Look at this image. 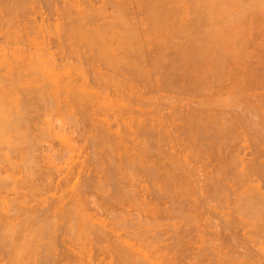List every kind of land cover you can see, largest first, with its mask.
I'll list each match as a JSON object with an SVG mask.
<instances>
[{"label": "rangeland", "instance_id": "rangeland-1", "mask_svg": "<svg viewBox=\"0 0 264 264\" xmlns=\"http://www.w3.org/2000/svg\"><path fill=\"white\" fill-rule=\"evenodd\" d=\"M39 1L38 0H26L27 4L25 6H22L23 9L25 10V12H23V11L22 12H18V11L22 10L21 9L22 7L19 6V7H21L20 8L21 10L18 9V10H16L15 13H13V11H12V13H9L10 11H7L8 8H7V10L5 9V6H4L5 5V3H4L5 1L1 2V3H4L2 5L0 3V5L2 7L1 11L3 10V8H4V10H6L2 14L0 13L2 16L5 14L4 18H2V16H0L1 17V20H0V22H1L0 23L1 24L0 25V28H1L0 32L2 31L0 33V47H3L4 49L6 48L5 50L6 51L8 50V52L10 50H13L12 48H17L18 51H19V48H20V54L19 55L20 56H25V57H27L28 54L31 53V52L33 53V55L41 54L43 56V58L48 60V62L50 64L57 65L58 68H60L59 70H62L63 66L66 65V64L67 65H71V66H80V67H82L86 71V72L84 71L86 73V76H88V78L90 80L95 81V83L97 82V80H96L97 78L96 79H92V78H95V76L98 77V79L101 78V79H99V81L101 80V84L97 83L98 84L97 85V88H98L97 90L101 92V95L103 97V98L101 97L102 99L107 97L106 100L104 99L106 103H104V102L102 103L101 102V104H104V105H106L109 102H111L112 100H114V98L116 100V98L118 96V93H117L118 91L120 92L119 95H122V92L125 90L123 92L124 93L123 96L120 97V99L122 98V100H119V98H117V100L122 101V102L124 101V103H126V105L128 103V100H129V103H131V101L134 103V100H136V98H134V97L135 96L138 97L139 94H141L142 97L144 98V96H143V94H144L145 95L144 99H146V97H147V99H146L147 101L149 99V105H148V107L146 105L145 108L149 109L147 111L150 112L148 116H144L146 118V121L148 120V121L152 122L151 119L152 120L154 119L152 123H153V125L156 128L152 127V130L155 129L156 130V131L154 130L155 133L156 132H160V131L163 130L162 133L165 132V133H168L170 135H167L166 136L167 138H166V137H164L165 134L163 133L164 136L163 135L162 136H163V138H165V139H163L165 141L163 142V140H162L163 143H160L161 141L159 142L160 143V145H159L160 147L159 146H155L156 148L153 147L155 150L154 149L152 150L151 148H149V149H151L150 154H149V152H145L146 154L148 153L146 155L148 158L146 156L145 157L149 160V161H147L146 158L144 157L145 164L148 163L146 165H149V167L147 169L150 170V167H151V169L153 168L154 170H151L150 173L153 172V171H154V174L156 173L155 175L154 174H148V173L145 174V172L148 171L147 169H145L147 171H145L143 169V168H146V165L144 163H138L139 162L138 158H137L138 155L135 152L136 149L139 148V146L138 147L136 146L135 151H133V149H134L133 144H132V146L129 145L130 147H127L128 150H129V148L132 147L131 148L132 151L130 150L129 152L133 153V155H134V153H136V157H135V155L133 156V159L135 161L134 164L137 163L136 165H134V167H135L134 168L131 165V163L129 162V160H130L129 158L131 157V155L129 157H128V155L130 153L128 154V152H126L128 155H123V154H125L123 152V150L121 151L120 150L121 148H118L122 152V153H119L120 158H117L118 156L116 157V154L115 155L113 154V159H112V156L110 155L111 153H110L109 150H107V148H106V151L110 153V154L109 153L108 154L111 156V158H110V156L108 157L107 153H105L106 152L105 148H103L105 143L104 144L102 143V146H101L100 143H97V142H101V141H98V139L95 138V136L99 137L98 128L99 127L102 128V126H104L103 122H102V126H101V124L98 122V119H99V121L100 120L103 121L102 118H100V117H102L101 115L103 113H106V109H102L101 110L99 108V110H101V111H99L95 106H93L95 109L98 110V112H94V113H96V114H94V116L91 115L92 116L91 118H93L92 119L93 121L91 122L92 124L88 123V121L87 122L83 121V118H85V117H82L81 118L82 120L80 121V117L78 119V114H80V113L76 110L75 105H74V107L69 106V105L67 106L66 100L64 98V96H65L64 94H63L64 96H61L62 97L61 98L60 95H62V93H60L58 99L56 98L57 100H54L55 96L54 97L50 96L51 93L48 95V92H50L49 91L50 89L48 88L49 87L48 85H47L48 86L47 87L46 85L44 86V84H42L43 83V82H41L42 81V79H41L42 76H39V77L41 79L40 82H41V84L44 87L40 86L41 84L39 83L40 84L39 85L38 81H36L37 83L35 82L36 83L35 84L36 88H35V85H32V83L34 84L32 79H31L32 80L31 81V80H28V78H27L28 81L32 82V83L30 82V86H28L29 82H27V81H25L23 79H22L23 81L19 80L18 83L21 82L22 85H21V83L19 85H16L17 82H15L16 84L13 85V87H11L12 88V92L11 93L14 94L13 91L15 93H19L18 95L20 97L16 94L17 97L13 96V97H15V99H14L15 101L14 102H13L12 99H10V101L12 100L11 102L8 101V100L4 101L5 107H3V109H5L6 107H9L10 104L7 105L8 102L11 103V105H10V108H9L10 110L7 109L8 116H7L6 119H8V118L9 119L8 120L5 119L6 121L4 120L3 124L8 122V121H12L14 119L16 120V118H18L16 116V113H17L18 116L21 117V119L22 118L25 119L21 125H23V124L26 125V126L25 125L24 126H25V129H26L27 133L25 132V129L23 131L24 126L21 127V125H20V127H16V128H18L17 131L19 133L14 129L12 131L9 130V132H8V130H6L7 132L4 130L5 133L3 132L4 133L3 134L1 132V129H0V134L2 133L4 142L8 145V146H6L5 143H3V140L2 141L0 140V143L2 142L0 144V178H1L0 179L1 180V182H0V208L2 207L0 210L2 211V210L5 209L6 203L9 204L11 201L13 203V201L16 199L18 202L16 200L15 201L18 204H16V203L15 204L19 205L18 208L19 207L21 208V210H18V212L20 211L19 214L21 215V213L25 212V209H26V212H27V210H28L27 206L29 207V210H30V207H31V208H34L36 210L39 208L38 210L40 211V209L46 208L48 206H51L50 209H52L53 206H55V204L57 203L56 201H58V199L61 198V195H62V197L65 196V198H67L68 195L69 196L71 195V197H72L73 192H75V191L72 192L71 191L72 189L75 190L77 188L79 192L81 191L84 194L83 195V194L80 193L82 195V199L86 200V202H85L84 200L81 199L82 202L83 201L85 202V203L83 202L84 204L81 203V207H82V204H83L82 208L84 209L85 214L87 213L86 211H88L87 214H90V216L94 215L93 218L96 219V220L93 221V222H95V223H93V228H95L94 225H96V229H97V227H98L97 225H100L99 226L100 227L99 231H97V233H96V231H93L91 229H88V231H93L92 234H91V232L88 233L87 231L85 233V230L81 229L82 228L81 227L80 229L83 230V232L81 231L82 232V234H81L80 230L77 228L80 225L79 222H82V219L78 218V217H81L79 215H74V213H73L72 217L66 215V216H63V219H61L62 216H60V215L58 216L57 215L58 217L57 216H55L56 218L53 217L55 219L54 220L53 218H51L52 217V215H51L52 212L51 213L49 212V214L51 215V217H50L51 220L53 219V221H54V223H52L53 221H50L51 223L48 224L51 227L47 226V228H49L50 230L49 229H47L48 231L45 230L46 229V227H45L44 229H40V230H42L41 233H40V231L37 232V231L34 230V232L31 233V236L28 235L29 236L28 238L29 239L32 238V240H33L34 239L33 237H35L39 233L38 235H39V237L40 236L41 237H40V239L39 238L37 239L39 241V243H38V241H36V244L39 245L38 247L41 250H43L45 248V250L48 251V249H49L48 252L50 254V257H49L48 261H50L52 259V261L50 262L52 264H58V263L59 264H123V263L124 264H146V263L147 264H152V262H154L156 260L159 263L154 262L153 264H155V263H157V264H218V263L219 264H264V254H263L264 253V249H263L264 245H262V244H264V234H263L264 232H262V231L259 232L260 227L259 228L258 227L257 228L256 227L251 228V224L252 225L254 224V226H258V224H260L261 222L262 223L264 222V211H263L264 201H262V200H264V197H263L264 195L261 196L260 198L259 197L258 198L255 197L256 199L253 200V201L257 200L258 202L256 201L257 203H255L256 206L254 207L253 212L251 213L252 215L250 214L251 216H253L252 218L250 216V220H248L249 211L247 213H244L245 211L244 212H240L239 211L241 214L240 215L237 214V213L236 214H237V216H239L241 218V220H235V219H240L235 214L234 216L237 217V218H235V219L231 218L234 221H233L232 224L228 223L230 225V227H229V225L227 226V221H225L224 219H222L223 221H221V218H224L226 215L224 217H220V216L224 215L223 213L226 210H227V212L230 211V213H231V208H233L232 212H234L235 210H236L235 212H238L237 210H240V208L239 209L238 208L234 209V206L236 207V205H237V204L236 205H234V204L239 198V197H237V199H236V194H234V192H233L235 190V188L237 187L236 185L239 186L240 183L243 182V184H244L246 182L248 186L257 185L260 190H264V179L260 176L258 171H257V174H259L260 177L257 174L255 175L253 172H250V171H253V170H258L259 168H261L259 165H262L264 163V161H263L264 160V136H262V135H264V133H263L264 132L263 131L264 130V128H263L264 127V123H263L264 122L263 121L264 120V108L263 107L264 106H261V103L264 102L263 101L264 100V96H263L264 95V87H263L264 86V8L262 10V6H260L261 7L260 11L259 10H254V8L256 9V7L258 5H255L253 3L254 4L253 5L254 8H253L252 7V3H251L252 0H233L235 3L240 5L239 6L240 8L243 9L241 11L244 12V13H242L244 15H242V16L240 15L241 16L240 17L239 16V14H240L239 13V7H234L233 3L231 2L232 0L231 1L229 0L232 4H230V2L227 4L228 13H227V9H226L225 10L226 12L224 11L225 12L224 14H226V13L229 14V18L230 19L226 18L227 15H225L226 17H224V18H226L228 20V25H230V26L235 25L233 27L234 28L233 32L235 31V28H236L235 32L237 33L238 36H230V37H233V42H234V40H236L234 44L236 46L239 45L240 47L239 46L236 47V49L238 51L237 53L235 52L236 55L233 52L234 50L233 51L230 50L231 48L229 49L231 51V53H229V51H228V53L231 54V55H228L226 53V55L229 56L230 60L227 59L228 60L227 61L228 65H227V68H226L227 72L225 70V72H224L225 74L222 76V78L220 80L216 81V82L215 81L212 82L211 80L209 82V80H208V82H209L208 84L209 85L208 84L205 85L206 87L205 86L204 87L200 86V88H201L200 90H199V88H197L199 90V91L196 90L198 92V94H197V92H195L196 88H193L194 86H192L191 89L189 87H186V88H188L186 90L185 87H183V88L181 87L182 83L179 80H178V82H180V83H178L176 79H175L176 83L173 82L174 79H172V82L169 85H165L164 86L163 85L164 84L163 81H160L161 77H162V76H159L161 74L160 73L161 72L160 68L159 67L156 68V71L157 70L160 71V72H158L160 74H158V73H156L155 71L152 70L155 66L151 67L152 66L151 65V58L155 55L154 51L157 52L159 50V52L161 51V54H162V51H163V53H165L164 50L166 49V50H169L168 51L169 54L170 53L173 54L172 52H174L173 56L170 54L168 57H170V56L174 57L176 51H174V50L171 51V50L174 49V45L175 44H172L173 46H171L170 43L173 41V39H175L174 41H176V42H179V40L181 39V38L178 39L176 35H179V34L182 35L183 32L185 31V32H187L185 35L188 34L187 38L189 39V38L193 37V35L195 36L196 33L199 35V32H200V34H201L202 28H203L202 25L205 24V23L201 22L202 20L199 21L201 19V16L199 14H197V15L192 14L193 11L191 13V10H192L191 6L193 7V3H194L193 0H175L177 2L176 3L177 10L179 12L181 11V13L183 11L187 12V15H188V17L186 16L187 19L184 16L185 14L183 16L185 17L184 19L188 20L187 21L188 23L191 20H194V22L198 20L196 23L193 22L195 24L193 29H192L191 25H194V24H189V26H188V24H186V27L188 26L187 30L186 29L184 30V28H186V27L184 26V28H183V25H184L183 24L182 28H183L184 31H182V32H180L182 28L180 29V26L179 27H178V25L176 26V24L179 21L176 23L171 18V21H173L172 23H174V22L176 23L174 25L175 26L174 27L173 25H171L172 23L169 20L170 18L167 16L168 14L167 15L165 13L161 14V11H163V12L166 11V9L168 7L167 5L163 6V9H162V7L160 8L161 11L158 12V14H160V15H158V14L156 15L157 19H156V17H155V20H154V18H152V20H154L153 23H155V24L152 25V21L150 22L151 19L149 20L147 18L149 21L147 19L146 20L144 19V18H146V15H147V13H146L147 7L145 5L143 6V7H146L145 8L146 10H144V8H142L145 11L146 15L142 14L144 11H142V9H141V4H144V3H142L140 0H139L140 1L139 2L140 5H138V3L136 4L137 0H125V1L130 2L129 5L127 4L128 6H126L124 4L125 7L121 5L122 3L121 4L119 3V2H122L123 0H114V2H113V0H90V1L89 0H85V1L84 0H74V2H73L74 5L71 4L73 6V10H72V7H69L70 5H68L69 4L68 0H53V2H51V4L48 5V6H47V3L45 1L44 2L42 0H39ZM167 1L165 0L164 3L166 4ZM222 1H224V0H222ZM8 2L9 1H7L6 3H8ZM117 2H118V4H115ZM258 2H259V0H258ZM124 3H126V2H124ZM255 3H256V1H255ZM119 4L122 6V8L124 7L123 8L124 13L127 12V13H125L126 17L128 19L127 21H125L126 18L124 20L123 18L120 17V16H124L125 15L123 12H122V15L118 13L120 16L118 14H115L116 13L115 11L118 10L117 8H118ZM256 4H259V3H256ZM67 5H68V8L70 9V11L71 10L72 11L69 12L68 15H65V13L63 11H66ZM75 6H76V8H75ZM126 7H128V8L126 9ZM129 7H131V8H129ZM164 7H165V11H164ZM77 8H79V9H77ZM80 8H82L81 11H80ZM237 8H238V10H237ZM69 9H68V11H69ZM75 9H77L78 12ZM125 9H126V11H125ZM139 9L142 12H140ZM257 9H259V7ZM79 12L82 13V14L80 15ZM17 13H19V14H17ZM10 14H12V15L15 14L16 17L11 15L13 17L12 18L10 16ZM112 14H113V16L114 15H116V16L118 15L117 16L118 18L120 17L121 19H123L125 21V22L122 21V22H124L123 23L124 26L122 25L123 27L121 26L120 23H119V26H117L116 23L121 21L120 18H119L118 20H120V21L115 22V24H116L115 26L119 28V29L118 28L117 29H118V31H121V33H122V28H126L125 29V30H127L126 32L129 35H131V37L129 38V40L130 39L131 40L130 41L128 40L127 43L132 42L135 45H137V42H138V44L141 43L139 45H140V48L141 47L143 48V50H142V51H144L143 52L144 53L143 57L145 56V58L140 56L142 53L140 54V52L138 50L136 51V49H134V47H133V46H135L134 44L131 47L133 51H129V52L132 53V55H134L136 52L139 53L140 55L138 56V54L136 53L137 55L136 54L134 55L135 59H134V57L131 54H129V55L132 56L133 59L130 56H128V53L125 52L126 51L125 48L123 49V44L120 43V42H122V40L118 42V38L116 37V35H114L115 37L113 36L114 38H112V39H111L112 36L109 38L108 32H109V34L111 32L108 31V30H107V33H106L108 35V39H106L107 40L106 41L107 44L109 45V43H110L112 45V48H113L112 50L115 49L116 53H118V49L119 50H122V49L124 50V51L122 50V52L126 53L127 58L125 57V53L122 54L121 51H120V53L122 55L119 53L120 55L118 56V57L121 56V58L122 57L125 58L124 63H128L130 58L134 62L135 61L142 62L145 59L144 63H146V65H144L143 62L142 63L144 65L143 68L146 67L145 70L147 71V73L145 74V70L144 69L143 70H144V74L145 75L148 74L149 77H145V75H143V77H145L147 80L144 79L143 77H141V79L143 78L142 80L139 77H137V80H136L135 79L136 77L133 74H131V73L128 74L129 72L127 73V70H125V71L122 70V74L123 75H124V73H125V75L128 74L126 76H123L121 74V70L118 69V70H116V72L114 70H112V69L110 70L108 67H106L104 64H102V62L100 63V61L97 62V63L98 64L100 63L102 66L100 64L96 65V66H95V64L92 65V61H93V59H95V56H96V60H97V55H95V52H94V51H97V50H93V49H95L93 46H91L93 48L90 49L88 44H87L88 45V47H87L86 44H82V42H78L79 40L77 39V37L70 36L69 33H67V31H66V29L68 28L69 25L76 23L75 21H77V19L81 18V17H82L81 18L82 20H83V18H84V20H86V21L83 20L85 22V24H86L85 26H87V24L88 25L90 24L88 26L89 28L85 27L87 29V31H89L88 29H91L92 26H95V25L98 26V24H100L98 26V27H100L101 24H103V23L105 24V26H104V24L102 26L106 28L107 21L109 23V22H111L110 20L113 21V19H114V17H113V19H111ZM89 15H91V16H89ZM116 16H115V19H117ZM140 16H142V17L144 16V18H142ZM197 16H199V17H197ZM76 17H78V18H76ZM91 17H93V18L91 19ZM167 18H168V20H167ZM23 19H25V20H23ZM81 19H79V20H81ZM93 19H95V20H93ZM19 20H20V22H19ZM70 20L72 22L73 21L74 22L72 23ZM227 20H226V22H227ZM231 20L234 21L235 23H236V21L239 22L240 25H237V23L233 24L234 22L232 23ZM68 21H70L71 24ZM146 21H148V23L151 24V26L153 27V29L150 28L151 31H153V30L155 31L157 29H160L161 31L157 30V31H155L153 33V32H151L149 30L150 33H148V29H149L150 26H149V24L147 25ZM164 21H167V22H164ZM29 22L31 24L28 25ZM93 22H94V24H93ZM190 23H192V22H190ZM216 23H218V22H216ZM229 23H232L233 25L229 24ZM34 24L39 25V26L41 25V27H43V32L41 33L42 36H39V38H38L39 40L38 39L36 40V42L38 44L39 43H41V44L44 43L43 46L41 44H40L41 45L40 46V45H37L34 42H30V41H33V40H31L33 38V36H31L28 41H27V38L24 37L25 36V32L27 33V31H28V33H29V31H31V30L33 31L32 26L34 27ZM156 24H157L158 28L155 27ZM219 24H220V22L218 23V26H219ZM30 25H31V27H30ZM125 25H127V26H125ZM129 25L131 26V28L128 27ZM221 25L223 26V23ZM24 26L27 27V28H25ZM171 26H172V28L174 27L173 28L174 34H172L173 31H171V28H169ZM218 26H216V28ZM83 27H84V24H83ZM116 27H115V29H116ZM8 28H9V30H8ZM29 28L30 29L32 28V29L30 30ZM36 28H37V26H36ZM92 28H94V27H92ZM163 28H164V30H163ZM177 28H179L180 31H177ZM224 28H219V29L222 30ZM2 29L3 30L5 29V30L3 31ZM117 29H116V32H115L116 34L119 33L117 31ZM144 29H145V31H144ZM167 29H168V31H167ZM175 29H176L177 32H179L176 35H175V33H176ZM6 30H8L9 32H12V33L16 32L15 38H13L14 37V35H13V37H8L7 39H5L7 37L4 34V32ZM34 30H35V28H34ZM57 30H58V32H56ZM196 30H197V32H196ZM226 30H228V29H226ZM194 31H195V34H194ZM233 32H232V34H233ZM31 33H33V32H31ZM169 33H171V36L169 35ZM190 33H192V36L190 35ZM128 34H127V36H128ZM16 35L17 36L21 35V37H17ZM68 35L70 37H68ZM152 35H155V36H152ZM172 35H174V36H172ZM71 37H73V38H71ZM139 37H140V40H139ZM150 37H152V38H150ZM145 38H147V39H145ZM148 38H150V39L148 40ZM176 38L178 39V41H177ZM187 38H185V36L183 35V38L180 40V42L183 41L182 43L186 44V45L183 44L184 46L190 45V43H186V40H188ZM202 38H203V40L205 38V37H203V34H201L200 36L194 37L195 40L193 38H191V40L193 39L195 41V43H197L196 39L198 41V40H201ZM155 39H156L157 42H159V41L168 42V45L169 44L170 45L167 46V43L165 42L166 43L165 46L170 48L171 50L167 49L165 47H164L163 50H160L162 45L160 43L157 44L155 42ZM183 39H186V40L184 41ZM39 41H42V42H39ZM75 41H76V43H75ZM189 41H190V39H189ZM229 41H231V40H229ZM116 42H118V45H119V43H120V45L122 44L121 45V49H120V47L118 48V45H117ZM180 42H179V44H180ZM79 44H82L83 47H85V49H83V47L81 48L82 45H79ZM153 44H154V46H153ZM155 45H156V47H155ZM158 45H160V46H158ZM232 45H233V43H232ZM37 46H39V47H37ZM130 46H131V44H130ZM115 47H117V48H115ZM157 48H159V49H157ZM225 48L226 47H224V49ZM228 48H226L225 50H228ZM233 49H235V48L233 47ZM22 50H23L25 55L21 54ZM18 51H17V54L19 53ZM83 52H85V53L83 54ZM115 52H113L114 55H118V54H115ZM159 52H157L156 55H158ZM34 53H36V54H34ZM166 53H167V51H166ZM237 54H238V56H237ZM137 56L139 58H137ZM176 56L177 55H175V57ZM128 57H129V59H128ZM140 57L143 58V60L141 59L142 61L140 60ZM155 57H157V56H155ZM160 57H163V56H160ZM165 57H167V56L165 55ZM165 57L163 58L164 59L163 61L167 62V61H165V59H166ZM172 57H170V59H172ZM231 57H233V58L231 59ZM238 57H240V59H238ZM126 59H128V61ZM157 59L159 60V58H157ZM170 59L168 58V60H170ZM161 60H162V58H161ZM232 62H234V63H232ZM124 63H123V65H124ZM162 64H163V62H162ZM139 65H140V63H139ZM92 66H95L96 69L98 67H100V68H98V70H100V71L94 70L95 67L93 69ZM228 68H229V70H228ZM162 71H163V69H162ZM119 72H120L121 75L119 74ZM228 72H229V74H228ZM109 73H111V74H109ZM113 73L115 74L114 75L115 77L112 75ZM238 73H239V76H238ZM250 73H252V74H250ZM4 74H6V73H4L2 71V73H0V77H2ZM116 74L120 75V77L117 76ZM109 75H111V76H109ZM248 75L249 76L252 75L253 77L251 79H249L250 77L248 78ZM130 76H131L132 79L129 78ZM255 76H256L257 79L256 78L254 79ZM39 77L37 78V80L39 79ZM113 77H114V79H113ZM124 77H126V78H124ZM229 77H230L231 80L228 79ZM127 78H128V81L131 80L130 82L131 83L135 82L136 85H137V82H138V85L137 86L133 85L135 83L131 84L130 82L127 81ZM103 79H104L105 82L103 81ZM124 79L126 80L125 82H123ZM133 79H135V80L132 82ZM245 79H246V81H245ZM119 80L121 82H119ZM252 80H254V81H252ZM256 80H258V82ZM43 81H45V79ZM147 81H149V83ZM90 82L89 83L91 85L94 83V82L92 83V81H90ZM45 83L47 84V82H45ZM114 83H116V84L119 83V84L115 85ZM172 83H175V84H172ZM177 83L179 85L181 84V86L179 87V85ZM171 84H172V86H171ZM129 85L132 86V87H130ZM201 85H204V84H201ZM33 86H34L35 89L32 88ZM95 86L96 85L94 84V87ZM120 86L121 87L123 86V87L121 88ZM255 86H257V87H255ZM38 87H40V88L43 87L42 91L41 90L38 91L39 90ZM11 88L8 89V90H11ZM138 88H141V89L138 90ZM207 88H208V90H207ZM36 89H38V90H36ZM95 89H96V87H95ZM35 90L38 91L39 93H41V94H39L40 97L37 95L38 93L36 94L34 92ZM116 90H117V92H116ZM192 90H194V92ZM43 91H44V93L46 95L44 93H42ZM137 92L139 94H137ZM26 93H27V96H26ZM128 94H129V96H128ZM217 95H219V96H217ZM229 95L231 97L230 99L232 100V102H235L236 105L234 103L233 104L232 103H230V104L227 103L228 101L230 102V99L228 98ZM46 96L48 98H45ZM237 97H239L238 100H237ZM49 98H52V99H49ZM123 98L126 99L127 101L123 100ZM261 98H262V101H261ZM235 99L237 101H234ZM226 100H228V101H226ZM53 101H55V102H53ZM216 101H218V103L220 101L221 102L226 101L227 105L224 102L223 105H222V107H223L222 108V107H220V105H221L220 103L216 105ZM47 102H52L51 103L52 105H50V103H47ZM33 103L36 104V105H34V107H32ZM116 103H119V102H116ZM129 103H128V105H129ZM133 103H131V104L133 105ZM150 103H151V105H150ZM204 103L207 104V105L209 103H211V105L210 104L208 105V106H211V107H209V109L212 108L211 110L213 112V113L210 112V115H211L210 119L211 120L213 119L212 117H214V116L217 117V118L221 117L220 119H223V120H225L224 118H228L229 117L228 119H226V121L227 120L228 121L229 120L233 121L235 125H233V123L231 124L230 121H229V123L228 122L226 123V121H225L226 124H229V125H232V126L229 127V125H226V128H228V129H225V132L227 130L228 131H227V133L224 132L222 134V136H221L222 138L223 137L224 138L221 139V140H218V141L217 140H213V142H211V143L214 146L211 145V143L209 142L212 147H209L210 145L207 146L208 142H206L207 143L206 146L205 145H204V147L200 146L199 147V151H198L193 145L194 137L192 136V138H191L189 136L188 132H186V131H185L186 133L183 132L184 130H182V125H183V122H184V120H183L184 115H186V114L190 113L191 115L193 114V116L197 115L196 118L200 119L202 117V116L200 117V115H202V113H203L202 111H204L202 109L204 107L203 106ZM4 104H3V106H4ZM101 104H99V105H101ZM120 104H123V103L120 102ZM120 104L115 105V106H122ZM228 104H229V107H228ZM258 104L261 106L260 108H259ZM126 105H125V107H126ZM207 105H205V107ZM26 106H29V107H26ZM123 106H124V104H123ZM256 106H257V108H256ZM36 107H37V109H35ZM39 107H41L42 109L39 108ZM100 107L104 108L102 105ZM243 107H245V108H243ZM43 108L45 110H43ZM72 108L76 112L74 111V113H72L71 112ZM145 108H144V110H146ZM11 109H13V110H11ZM27 109H29V111ZM196 109L199 111V113H198V111ZM213 109H215L216 111L213 110ZM217 110H219V112H217ZM223 110H224V112H223ZM15 111H17V112H15ZM259 111H260L261 114H259ZM100 112H102V113H100ZM112 112L113 111H111V113ZM254 113H256L257 115L254 114ZM72 114H74V115H72ZM98 114H100V115H98ZM108 114H110V113H108ZM217 114L218 115L224 114L223 115L224 118L222 116H218ZM230 114H231V116H230ZM97 115H98L99 118L97 117ZM154 115H156V116H154ZM225 115H226V117H225ZM30 116H31V119H30ZM70 116L71 117L73 116L72 119H71ZM241 116L242 117L245 116V117L242 118ZM249 116H250L251 119L249 118ZM76 117H77L78 120H76ZM147 117L148 118L150 117V118L148 119ZM88 118H90V117H88ZM217 118H215L214 120H216ZM252 118H253V121H252ZM220 119H217V120H220ZM243 119H245V120H243ZM85 120H86V118H85ZM87 120H89V119H87ZM234 120H236V121H234ZM247 120L251 124H248ZM41 121H43V123ZM44 121H45V123H44ZM47 121L50 122L51 128L53 127L52 129H54L55 132H57L58 134H55V135L52 134V136H48V134L46 135L47 132L45 130H42V131H45L46 133L45 132L41 133V128H43L42 125H44V128H46L49 125V123H48V125L46 124ZM115 121L116 120H114L113 123H111V128H112V131H114V132L117 129V126L120 123V121H118L119 123L116 121L118 124H115L114 123ZM181 121H182V123H181ZM241 121H242V123H241ZM29 122H31V123H29ZM93 122H94V124L95 123H97L98 125L100 124V126H98V127L94 126ZM150 122H149V124H150ZM29 124H32V125H29ZM89 124H91L92 126H90ZM248 125H251V127H249ZM120 126H121V128H125V127H123L122 122L120 123ZM234 126H235V128H234ZM32 127H33L34 130L32 129ZM159 127L163 128V129H161ZM20 128H22V129H20ZM28 128H29V130H27ZM96 128H97V130H96ZM229 128L232 131H234V130L235 131L231 132V134H230L231 130H229ZM251 129L252 130L254 129V130L252 131ZM46 130H47V128H46ZM2 131H3V129H2ZM95 131H97L98 133L94 135V133H96ZM211 131H210V133H212ZM8 133H10V134H8ZM32 133H33V135H32ZM44 133H45V135H44ZM200 133H201V131H200ZM29 134H31L30 137H27V136H29ZM158 134H160V136H161V132L157 133V136H158ZM202 134H204V133H202ZM224 134H225V136H223ZM25 135H27V136L25 137ZM2 136H1V138H2ZM14 136L17 137V138H15ZM19 136H20L22 142H20ZM93 136H94V138H93ZM155 136H156V134H155ZM162 136H161V138H162ZM194 136H195V139H196L197 136L199 137V135H197V136L194 135ZM255 136H256V138H255ZM60 137H61V140H60ZM131 137H133V136H131ZM229 137H230V139H229ZM262 137H263V140L261 139ZM32 138H33V140H32ZM135 138H136V136L133 137V139H135ZM6 139L8 141L10 140L9 143L6 142L7 141ZM90 139H92V140H90ZM225 139H227L228 141L225 140ZM256 139L259 141L258 144L256 143V141H257ZM11 141H12L11 144L13 146L15 144L14 147H10V142ZM91 141H93L94 143L91 142ZM219 141H221V142H219ZM223 141H224V144H223ZM31 142L34 143L33 146H31L33 144V143L31 144ZM69 142L73 143L74 147H75V149L72 152L69 151L67 148H65V147H67ZM150 142H152V141H150ZM218 142L222 143L223 145L219 144ZM225 142H227V143H225ZM131 143L132 142L130 141L129 144H131ZM153 143H155V141ZM231 143H233V145ZM16 144H18V145H16ZM94 144L96 146L100 147V149L98 147L96 149L95 148L96 146ZM107 145L108 144H106V146H104V147H107ZM254 145H255V147H258V149L255 148ZM184 146L187 148V151H186V148ZM215 146H217V147H215ZM220 146H221V148H220ZM21 147L23 149L25 147L26 149H24L22 151ZM27 147H28L29 150L27 149ZM34 147H35V149H34ZM101 147L103 149H101ZM157 147H159V148H157ZM108 148H109V145H108ZM112 148L114 149L115 146L114 147H112V146L110 147L111 150H112ZM226 148H228V150ZM98 149H99V151L100 150L104 151L102 153V155H101V153L98 152ZM156 149H157V151H156ZM166 149H168V151ZM16 151H19V152H16ZM137 151L139 152V150H137ZM169 151H171V152H169ZM258 151H260V152H258ZM113 152H116V149L114 151H112V153ZM160 152L163 153V154H160ZM165 152H166V154H165ZM199 152L201 154H199ZM96 153H98L100 156L98 154H96ZM157 153L159 154L158 156H160L161 158L163 157L162 160H161L160 157H157ZM95 154L98 155V157ZM152 154H154V155H152ZM235 154H237L236 156H238V157H236ZM47 155H49V156H47ZM92 155L95 158H97V159L94 160L95 162L97 160V162L100 161L102 164H104V165L101 166L102 168H100V166H96L97 162L93 165V163H94L93 159L94 158L90 159ZM173 155H177V156L176 157L174 156L175 157L174 158ZM199 155H200V157H199ZM253 155L256 156V158L253 157ZM124 156H125V158H124ZM178 156H180V157H178ZM185 156H186V158H185ZM231 156L233 157V159H231V160H234L235 157L238 159L237 160L235 158L234 161H231V163L233 165H231V163L229 162ZM240 156L243 157L244 159H246V160H244L242 158L244 161H249L250 160L251 162H253L254 163V167H253V163H252V165L251 164L249 165L248 162H246V163L244 161L242 162L241 161L242 159L239 158ZM47 157L50 158V159H48ZM101 158L103 160H101ZM149 158H151L152 161L155 164H153V162ZM106 159H108V160H106ZM218 159H220V160H218ZM226 159L228 160L229 163H227ZM254 159H256L258 161L261 160L262 162L260 161L261 163L259 164V163H257V161H254ZM120 160H121V164L119 162ZM155 160H156V162H155ZM102 161H105V163H107V161H109L108 162L109 167L112 165V163L110 164V162H113V163H116V164L118 163V165H117L118 168L120 166L122 167V169L120 170L121 173H119V175H120L119 176L117 174V172H120V171L117 170L118 168L113 169V168L116 167V164L113 165L114 167L112 168V170L114 171V176H112V177L110 176V178L112 180H115L114 177H116V181L117 182L116 183L114 182L115 184L111 183L113 181L110 182L111 184L109 183V181H110L109 179L110 178H108L107 175L110 174V173L105 174V171L106 170H111V169H108L109 168L108 166L105 167L108 164L105 165V163L102 162ZM157 161H158V163H157ZM178 161L181 164H179ZM240 161L242 162V164L240 163ZM220 162L222 164L225 163V165H222ZM150 163H151V165H150ZM122 164L124 166H122ZM143 164H144L145 167L142 168ZM175 164L178 165V166L176 165L177 168H175ZM98 165H100V164H98ZM89 166H91V167H89ZM156 166H158V167H156ZM222 166H224V167H222ZM243 166L244 167L246 166V169ZM129 167L134 169L135 172L133 170L132 171L135 174H133V172H131V168H129ZM172 167H173V169H172ZM255 167H256V169H255ZM56 168L57 169L59 168V169L57 170ZM104 168H107V169L105 170ZM233 168H235V170ZM236 168L237 169L239 168V169L237 170ZM243 168H244V170L241 171ZM100 169L103 170L104 172H102ZM156 169H157V171H156ZM98 170H99V172H97ZM140 170H144L145 172L141 171L140 173H138V171H140ZM168 170H169V173H171V174H172V172H174L173 173L174 174V178H171V179H173V181L170 178L168 179V177H166V178L164 177V176L167 175ZM245 170H246V172H244ZM125 171H126L127 176L129 175V172H130L131 176H128V178L132 177L131 180L128 181L126 179L127 176H125L126 178L123 176L125 174ZM178 171H180V172H178ZM234 171H237V172L234 173ZM86 172H88L89 175ZM240 172H243V173H240ZM247 172H249L250 174L252 173V174L250 175ZM111 173H113V172H111ZM141 173L142 174L144 173V174L142 175ZM178 173H182L181 176H179L180 174H178ZM214 173H216V174H214ZM100 174L102 175V177L101 176L99 177ZM175 174H176L177 177L175 176ZM240 174H242V175H240ZM245 174H247V175L245 176ZM242 176L246 177V179H243L244 177L241 178ZM247 176H249L250 179H253L252 177L256 176L255 179L258 178L257 179L258 181L255 180V179L253 181H251ZM84 177L86 178V181L87 180H93L95 178H97V179L93 180L92 181L93 183H91L90 186H87V184H85L86 181H85ZM211 177H212V179H214V177H215V179H217L215 181H217L218 185L222 184V186L220 185V188L221 187L223 188V193H221L219 196L218 195H213L212 193L208 192L209 188H208V186H207L208 184L206 182H208V180H210V182H211L212 179H209ZM235 177H236V180H235ZM237 177H240V178H237ZM99 178H101V179H99ZM155 178H157V179H155ZM66 179H68V180H66ZM117 179H119V180H117ZM166 179H168L169 181L167 182ZM183 179H185V181ZM221 179H222V181H221ZM120 180L123 181V182H121ZM247 180H248V182H247ZM2 181H3V183H2ZM77 181H79V182H77ZM84 181H85V183H84L85 185L83 184ZM175 181H177V182H175ZM249 181H250V184L252 183L251 185L248 184ZM96 182L99 183L100 186L101 185L103 186L102 189H101V187L99 185L97 186ZM234 182H235V184H233ZM64 183H66V184H64ZM74 183L76 184V186H75ZM78 183H80V184H78ZM106 183H107V185H105ZM116 184H118V185H116ZM223 184L225 185V187H224ZM93 185H94V188H93ZM119 185L124 186V187H122L123 191L121 190V186H119ZM247 185L244 184L243 186H240V187H237V188L241 189V187L244 188V187H247ZM72 186H74L75 188L74 187L72 188ZM130 186H132V190H130V188H131ZM68 187L70 189L67 190ZM84 187H86V188H84ZM109 187H111V188L113 187L112 188L113 191ZM116 187H117V190L114 189ZM125 187H128V188H125ZM199 187L203 188V190H202L203 192L201 191L202 188L200 189ZM226 187L228 188V190H226L227 189ZM97 188H99V189H97ZM118 188H120V190L123 192V194L125 192L124 197L122 195V192L121 191L119 192ZM123 188H125V189H123ZM155 188H157V189H155ZM196 188H197V190H199V189L200 190L197 191ZM237 188H236V190H237ZM77 189H76V191H77ZM186 189H187V191H186ZM191 189H193V191ZM63 190L66 191V194H65V191H63ZM84 190H85V192H84ZM129 190L131 191V193H130ZM113 192L117 193V195H119V197L118 196L115 197V195H114L115 193L113 194ZM127 192H128V194L126 195ZM206 192H207V194H206ZM262 192L264 194V191H262ZM192 193H195V194L193 195ZM186 194H188V195H186ZM191 194L193 196H191ZM233 194H234V196H233ZM81 195H79V196H81ZM106 195L109 196L111 199L108 198V200H107V196ZM83 196H85V197H83ZM128 196H130V197H128ZM190 196H191V198H190ZM53 197H55L54 198L55 200L53 199ZM226 197H228V198H226ZM229 197L232 200H229ZM100 198H102V199H100ZM240 199L238 201H240L239 203H241L242 205H243L242 202L249 203V201L247 202V201L240 200ZM44 200H45V202H44ZM67 200L69 201L70 199L67 198V199L64 200V204H65L64 207L66 209L69 208V210H72V208H74V205H72V204L70 205V203L72 201L70 200L71 202H68ZM111 200L113 202H111ZM46 201H47V204H46ZM65 201L67 203H65ZM259 201H260V203L262 205L259 203ZM224 202H225V204H224ZM2 203H4V204H2ZM246 203H244V205H243L244 208L246 207V205H245ZM185 204H186V207H185ZM217 204H219V205H217ZM33 205H35V206H33ZM178 205L180 207L181 206L182 207L179 208ZM216 206L217 207L221 206V207L217 208ZM16 208H17V206H16ZM65 208H64V210H65ZM6 210L7 209H5V211ZM52 210H49V211H52ZM181 210L183 212H181ZM66 211L67 210H65V213H66ZM6 212H8V210ZM15 212L18 213L17 210ZM178 212H179V214H178ZM182 213H186L187 215L186 214H182ZM216 213H218L219 216H217ZM253 213H254V215H253ZM9 214H10V211H9L8 215ZM11 214H13V216H14V212L13 211H12ZM25 215H27V213ZM189 215L190 216L192 215L194 217V220H193V218H191L192 216L190 217ZM231 215L233 216L232 213H231ZM241 215L243 217H241ZM245 215H246L247 219H246V217H244ZM74 216L75 217L78 216V217L75 218ZM97 216H99V217H97ZM22 217L23 216H21V218ZM227 217H229V215L226 216L225 218H227ZM21 218H19V219H21ZM101 218L103 219V221H105L104 223L102 222L103 224L101 222H99V221H102ZM59 219H61V220H59ZM72 219H74V220H72ZM186 219H189V220H186ZM68 220H71V223L68 222ZM79 220H81V221H79ZM142 220H143V223L141 222ZM183 220H186V221H183ZM242 220H244V221H242ZM245 220H247V221H245ZM66 221L69 224H67ZM236 221H237V223H236ZM238 221H240V222H238ZM234 222H235V224L237 226L233 225ZM241 222L245 223V224H243L245 226H243ZM248 222H250V223H248ZM255 222H256V224H255ZM61 223L64 224V225H62ZM97 223H101V224H97ZM70 224H71V226H70ZM73 225L76 226V227H74ZM241 225L243 227L240 228ZM68 226L71 227L70 230L72 229L71 231H73V233H70L71 231H69V227ZM103 226H105V227H103ZM232 226L237 228L238 230L237 229L236 230L238 232L236 231V233H235V230L231 229V228H233ZM259 226H264V223H263V225L260 224ZM108 227L113 229L114 232H113V230L109 229ZM248 228H251V229L248 230ZM51 230L52 231L53 230L56 231L55 232L56 234L54 232H52ZM232 230H234V231H232ZM251 230H257L256 233L257 232H259V233H257V235H254V234H256L255 231H251ZM244 231H246V232H244ZM247 231H248V233H247ZM42 232H44V233H42ZM94 232H95V234H94ZM219 232H220L221 235L219 234ZM228 232H229V234H228ZM242 232H243L245 238L248 237V239H251V240L246 241V239H245L244 241H242L243 239H241L240 237L238 238V236H242L243 235V234L241 235ZM253 232H254V234H251ZM40 234H42V235H40ZM247 234H249V235L245 236ZM38 235H37V237H38ZM48 235L52 236V237L50 238ZM98 235H100V236H98ZM262 235H263V237H262ZM256 236H258V238H256ZM14 237H12V238H14ZM45 237H47V238H45ZM125 237H126V239H125ZM223 237H224V239H223ZM20 238H21V236H20ZM20 238H18V240ZM41 238H44V239H41ZM100 238H102V239H100ZM231 238H232V240H231ZM127 239L129 240V242H128ZM237 239L241 240V241H239L240 243L236 245L235 242H236ZM18 240L17 239L13 240L15 242L17 241L16 244L14 242V244L16 246H18V243L20 242V241L18 242ZM54 240H56L57 242L54 241ZM124 241H127L129 243V246H126L127 242H124ZM232 241H235V242H232ZM64 242H66V243H64ZM242 242H243V244H242ZM20 243H23V242L21 241ZM20 243H19V246L21 247ZM130 243H131V245H130ZM24 244H26V242ZM51 245H52V247H51ZM233 245L236 246V247H234ZM26 246H28L30 248L34 247V245L29 246L27 244H26ZM53 246H54V248H53ZM131 246H133V247H131ZM28 247H26V248H28ZM134 247H135V249H133ZM138 247H139V249H138ZM17 248H16V250H17ZM26 248H25V250H23V252L25 251V253H27ZM45 250H43V252H46ZM137 250H138V252H137ZM142 251L145 252V253H143ZM5 252H7V251L5 250ZM14 252H15V249H14ZM17 252H19V250ZM23 252L22 253L19 252V253H17V255L18 254L19 255L23 254V256H24L23 258H25V260H26V261H24V263L22 262L24 260L23 258L19 259L18 261L16 259L14 260V258L11 257V256L13 254H15V253H13V251H12L11 253H13V254H10L9 257L13 258V260L11 258L9 259L8 256H6V253H4V254H3V252L0 253V264H5V263L8 264L9 260L10 261L12 260L13 263L15 262L14 264H16V263L18 264L19 262H20L19 264H26V263L27 264H29V263L31 264V262H33L36 259L35 258L33 260V258H32L33 261L29 262L28 261L29 258H27V256ZM59 252H60V254H59ZM138 253H139V255H138ZM45 254H47V253H45ZM45 254H43V256ZM147 254L150 257L147 256V258H146L145 256ZM27 255H29V254L27 253ZM40 255H42V253ZM127 255H128V257H127ZM3 256H5V258ZM134 256L135 257L138 256V257L135 258ZM226 256H228V257H226ZM142 257H144V258H142ZM228 258H230V259H228ZM232 258H234V259H232ZM127 259H130V260H127ZM132 259H133V261H132ZM227 259H228V261H227ZM30 260H31V258H30ZM145 261H146V263H145ZM150 261H151V263H150ZM34 262H36V260ZM38 262L39 261L37 260L36 264H38ZM231 262H234V263H231ZM13 263L10 262L9 264H13Z\"/></svg>", "mask_w": 264, "mask_h": 264}, {"label": "bare ground", "instance_id": "bare-ground-1", "mask_svg": "<svg viewBox=\"0 0 264 264\" xmlns=\"http://www.w3.org/2000/svg\"><path fill=\"white\" fill-rule=\"evenodd\" d=\"M3 1H5L4 3H5V9L7 10V8H8V10L7 11H10L9 13H12V11H13V13H15L16 12V10H21V11H18V12H25V10L23 9V7L22 6H25L27 3H26V0H7V1H9L8 3H6L7 1L6 0H0V3L1 2H3ZM39 1V0H38ZM43 2L45 1L46 3H47V6L48 5H50L51 4V2H53V0H42ZM85 1V0H84ZM90 1V0H89ZM142 3H144V4H141V9L142 8H144V10H146L145 8L147 7V11H146V13H147V15H146V13H145V11L142 9V11H144L142 14H144V15H146V18H144V16L142 17V16H140V17H142V18H144L145 20L148 18L149 20H150V22L152 21V25L153 24H155V23H153V21L155 20V17H156V15L158 14V12H160L161 11V7H162V9H163V6H168L167 7V9H166V11H165V7H164V11L165 12H163V11H161V14L162 13H165L170 19V21H171V18L173 19V21H175L174 23H172L173 21H171V25H175L176 24V26L178 25V27L180 26V29L182 28V25H183V28H184V26L186 27V24H188V26H189V24H194V23H196L197 21H195L194 22V20H191L190 18V22H192V23H188L187 21L188 20H186L187 19V17H188V15H187V12H182L181 13V11L179 12L178 10H177V7H176V1L175 0H166L167 2H166V4L164 3V1L165 0H140ZM139 0H137L136 1V4L138 3V5H140V2ZM194 1V3H193V7L191 6V8H192V10H191V13H192V11H193V13L192 14H195V15H197V14H199L200 16H201V19L199 20V21H201V22H204L205 24H203L202 26H203V28H202V32H201V34H203V37H205L204 38V40H203V38L201 39V40H198L197 41V39H196V42L197 43H195V39H194V37H197V36H200L201 34H200V32H199V35L196 33V35L194 36L193 35V37H191V38H193L192 40H191V38H189L190 39V41H189V39L187 38V36H188V34L187 35H185L187 32H185L184 30L186 29L187 30V28H188V26L186 27V28H184V30H183V28L181 29V31H180V29L179 28H177V31H180V32H182V31H184L183 32V34L182 35H176V34H178L179 32H177L176 31V29H175V35L177 36V38L179 39V38H183V35L185 36V38H187L188 40H186V39H183L184 41L186 40V43H190V45H188V46H184L183 44H185V43H182L183 41H181L180 42V40H179V42H180V44H179V42H176V41H174L175 39H173V43L171 42H169L170 44H171V46H173L172 44H175L174 45V49H170V48H168V47H166L165 45H166V43H167V46H169L168 45V42H161V41H159V42H157L156 41V39H155V42L157 43V44H161L162 45V47H161V49L160 50H163L164 49V47L165 48H167V49H170L171 51H176V53H175V55H177L176 57H175V55H174V57H172L173 56V54H174V52H172L173 54H171L172 56H170V57H172V59H170V57H168L170 54H169V50H166L167 51V53H166V51L164 50V52L165 53H163V51H162V54H161V51L159 52V50L157 51V52H159V54L158 55H156V51H154L155 52V55L151 58V67H153V66H155L152 70L153 71H155L156 73H158V72H160L159 70H157L156 71V68L157 67H159L160 68V70H161V74L160 73H158V74H160L159 76H162L161 77V80L160 81H163V85L165 86V85H169L171 82H172V79H176L177 80V82H178V80L182 83V86H181V84L179 85L178 83H180V82H178L177 84L179 85V87L181 86L182 88L183 87H189L190 89L192 88V86H194L193 88H196L195 89V92H197V91H199L201 88H200V86H205V85H207L209 82H210V80L212 81V82H216V81H218V80H220L221 78H222V76L225 74L224 72H225V70H226V68H227V65H228V60L227 59H229V56H227L226 55V53L228 54V55H231V54H229V53H231V51H233L234 53L236 52H238L237 51V49H236V47L237 46H239V45H235L234 43H235V41L236 40H234V42H233V37H230V36H238L237 35V33L235 32L236 31V28H235V31L233 32V30H234V26L235 25H233V24H236L237 23V25H240V23L239 22H237L236 21V23L234 22V21H232L231 20V22L233 23H229V24H232L233 26H230V25H228V20L227 19H230L229 18V14H227L228 13V7H227V4L231 1H229V0H224V1H222V0H193ZM254 0H252L251 1V3H252V7L254 8V4L255 5H258L257 7H256V9L254 8V10H259L260 11V6H262V10H263V6H264V1L263 0H259V2H258V0H255L256 1V3H259V4H256L255 3V1L253 2ZM263 1V2H262ZM40 2V1H39ZM68 2H69V4L68 5H70L69 7H72V10H73V6L72 5H74L73 4V2H74V0H68ZM93 2V1H92ZM113 2H114V0H113ZM119 2V1H118ZM118 2L117 3H115V4H118ZM124 2H126V3H124ZM128 1H125V0H123L122 2H119L122 6H124V4L126 5V6H128L129 4H130V2H128ZM232 3H233V5H234V7H239L240 5H238L237 3H235L233 0L231 1ZM230 2V4H232ZM4 3H1V5L2 4H4ZM56 3V2H55ZM165 5H164V4ZM225 3V4H224ZM254 3V4H253ZM72 4V5H71ZM119 4V6H118V12L117 11H115L116 13L115 14H121L122 15V12L124 13V10H123V8L125 7H123L122 8V6ZM128 4V5H127ZM222 4V5H221ZM236 4V5H235ZM1 5H0V7H1ZM68 5H67V8H68ZM132 5V4H131ZM146 6V7H143V6ZM224 5V6H223ZM238 5V6H237ZM3 6V7H4ZM19 6H21V7H19ZM90 6V5H89ZM113 6V5H112ZM116 6V5H115ZM227 8H226V7ZM132 7V6H131ZM131 7H129V8H131ZM223 7V8H222ZM259 7V9H257ZM21 8V9H20ZM66 8V7H65ZM66 8V11H63L64 13H65V15H68L69 14V12H71L70 11V9H69V11H68V9ZM75 8H76V6H75ZM128 7H126V9H127ZM200 8V9H199ZM202 8V9H201ZM1 9H2V7L0 8V11H1ZM77 9H79V8H77ZM77 9H75L76 11H77ZM81 9L82 8H80V11H81ZM126 9H125V11H126ZM133 9V8H132ZM180 9V8H179ZM227 9V13L226 14H224ZM6 10H4V8H3V12L1 11L0 13L2 14V13H4V11H6ZM140 10V9H139ZM201 10V11H200ZM237 10H238V8H237ZM241 10H243L242 8H240L239 7V16L241 15H244V14H242V13H244L243 11H241ZM59 11V10H58ZM84 11V10H83ZM141 10H140V12H142ZM225 11V12H224ZM236 11V10H235ZM241 11V12H240ZM78 12V11H77ZM8 13V12H7ZM80 13V12H79ZM78 13V14H79ZM113 13V12H112ZM125 13H127V12H125ZM124 13V14H125ZM257 13V12H256ZM255 13V14H256ZM0 14V16H2ZM17 14H19V13H17ZM82 13H80V15H81ZM118 14V15H119ZM185 14V15H184ZM254 14V13H253ZM12 14H10V16H11ZM73 15V14H72ZM75 15V14H74ZM117 15V16H118ZM158 15H160V14H158ZM186 17V19H184L185 17ZM225 15H227V17L225 16ZM12 16H15V14L14 15H12ZM11 16V17H12ZM18 16V15H17ZM83 16V15H82ZM89 16H91V15H89ZM115 16L116 15H114L113 16V14H112V17H111V19H113V17H114V19H113V21L112 20H110L111 22H109L108 23V21H107V24H106V28L105 27H103L102 25L104 24H101V26L100 27H98L100 24H98V26L97 25H95V26H92V27H94V28H92L91 27V29H88L89 31H87V27L90 25H88L87 24V26H85L86 24H85V22L84 21H86V20H84V18H83V20L81 19V18H78V17H76V18H78L77 19V21H75L76 23H74V24H71V22L70 21H68V22H70V24L71 25H69L68 26V28L66 29V31H67V33H69V35L70 36H75V37H77V39L79 40L78 42H82V44H86V46L88 47V45H89V48L91 49V48H95V49H93V50H97V51H94L95 52V55H97V60H96V56H95V59H93V61H92V65L93 64H95V66L96 65H99L101 62H102V64H104L106 67H108L110 70L112 69V70H114L115 72H116V70H121V74H122V70H127V73L128 74H133L135 77V79L137 80V77H139L140 79H141V77H143V75H145L146 73H147V71L145 70L146 69V67L145 68H143L144 67V65H146V63H144L145 62V59L143 60V58H145V56L143 57V52L144 51H142L143 50V48L141 49L140 48V45L139 44H141V43H139L138 44V42H137V45H135L134 43H132V42H129L130 44H131V46H130V44L129 43H127L128 42V40H129V38L131 37V35H129L126 31L127 30H125L126 28H122V33H121V31H118V27H116L115 25L117 24V26H119V23L121 24V26L123 25L124 26V22L125 21H127L128 19H127V17H126V14L124 15V16H120L121 18H123L124 20H125V18H126V20L124 21L123 19H121L120 17V20H118L119 18L117 17V19H115ZM238 16V17H239ZM240 16V17H241ZM263 16V15H262ZM5 17V14L2 16V18H4ZM16 17V16H15ZM84 17V16H83ZM197 17H199V16H197ZM224 17H226V18H224ZM237 17V18H238ZM244 17V16H243ZM13 18V17H12ZM90 18V17H89ZM93 17H91V19H92ZM107 18V17H106ZM152 18H154V20H152ZM165 18V17H164ZM223 18V19H222ZM74 19V18H73ZM79 19H81V20H79ZM86 19V18H85ZM90 19V20H91ZM132 19V18H131ZM147 19V20H148ZM156 19H157V17H156ZM166 19V18H165ZM227 20V22H226V20ZM0 20H1V17H0ZM3 20V19H2ZM23 20H25V19H23ZM75 20V19H74ZM93 20H95V19H93ZM142 20V19H141ZM148 20V21H149ZM167 20H168V18H167ZM245 20V19H244ZM243 20V21H244ZM8 21V20H7ZM33 21V20H32ZM84 23H83V22ZM118 21H120V22H118ZM122 21H124V22H122ZM148 21H146V23H147V25L149 24L148 23ZM161 21V20H160ZM186 21V22H185ZM223 21V22H222ZM230 21V20H229ZM4 22V21H3ZM19 22H20V20H19ZM35 22V21H34ZM74 22V21H73ZM72 22V23H73ZM106 22V21H105ZM115 22H118V23H116L115 24ZM156 22V21H155ZM164 22H167V21H164ZM194 22V23H193ZM200 22V23H201ZM216 22H220V24H219V26H218V23H216ZM223 23V26L221 25L222 23ZM1 23V22H0ZM88 23V22H87ZM128 23V22H127ZM162 23V22H161ZM169 23V22H168ZM216 23V24H215ZM8 24V23H7ZM29 24H31L30 22L28 23V25ZM83 24H84V27H83ZM92 24V23H91ZM93 24H94V22H93ZM129 24V23H128ZM170 24V23H169ZM168 24V25H169ZM1 25V24H0ZM6 25V24H5ZM10 25V24H9ZM22 25V24H21ZM27 25V24H26ZM65 25V24H64ZM146 25V24H145ZM146 25V26H147ZM199 25V24H198ZM197 25V26H198ZM228 25V26H227ZM8 26V25H7ZM36 26H37V28H36ZM104 26H105V24H104ZM116 27V29H117V31L119 32L118 34H116L115 32H116V29H115V27ZM122 26V27H123ZM125 26H127V25H125ZM149 29H148V33H150V31H151V29H153V27L151 26V24H149ZM170 26V25H169ZM192 26V29H193V27L195 26V24L194 25H191ZM196 26V27H197ZM216 26H218L217 28H216ZM25 27V26H24ZM29 27V26H28ZM30 27H31V25H30ZM86 27V28H85ZM128 27H130L131 28V26L129 25ZM155 27L156 28H158V26H157V24L155 25ZM175 27V26H174ZM173 27V28H174ZM215 27V28H214ZM225 27V28H224ZM227 27V28H226ZM229 27V28H228ZM243 27V26H242ZM246 27V26H245ZM25 28H27V27H25ZM33 28V31L31 30ZM32 28L30 29L31 31H29V33L31 34H29L28 33V31H27V33L25 32V36L24 37H26L27 38V41L29 40V38L31 37V36H33V38L31 39V40H33V41H30V42H34V43H36L37 45H40L41 43H37L36 42V40L39 38V36H42L41 35V33L43 32V27H41V25L39 26V25H36V24H34V27L32 26ZM34 28H35V30H34ZM89 28V27H88ZM151 28V29H150ZM169 28H171V31H173L172 32V34H174V30H173V28H172V26L171 27H169ZM219 28H224V29H219ZM1 29V28H0ZM112 29V30H111ZM147 29V28H146ZM162 29V28H161ZM191 29V28H190ZM226 29H228V30H226ZM3 30V29H2ZM5 30V29H4ZM3 30V31H4ZM8 30H9V28H8ZM8 30H6L5 32H4V34H5V36H7L5 39H7L8 37H13V35H14V37L13 38H15V34H16V32L15 33H12V32H9ZM37 30V31H36ZM107 30L108 31H110L111 33L109 34V32H108V35H109V38L111 37V39L112 38H114L115 36L114 35H116V37L118 38V42L119 41H121L122 40V42H120V43H122L123 44V49L125 48V52L126 53H128V56H130L129 54H131L132 55V53H130L129 51H133L132 50V46H133V44L135 45V46H133L134 47V49H136V51L138 50L139 52H140V54L139 53H137L138 54V56L140 55V56H142L143 58H141L140 57V60L144 63V65H143V63L142 62H139V61H132L131 60V58H132V56L134 57V55L136 54L135 52V54L134 55H132V56H130L131 58H130V60L132 61H128V59H129V57H128V59H126L127 61H128V63H124V61H125V58L124 57H122L121 58V56L120 57H118L121 53H120V51L122 52V50H119L118 49V53H116L115 52V49L114 50H112L113 48H112V45L109 43V45L107 44V40L106 39H108V35L106 34L107 33ZM150 30V31H149ZM157 30H160V29H157ZM157 30H155V31H157ZM163 30H164V28H163ZM189 30V29H188ZM224 30V31H223ZM227 32H226V31ZM65 31V32H66ZM144 31H145V29H144ZM143 31V32H144ZM154 30L153 31H151V32H155ZM161 31V30H160ZM167 31H168V29H167ZM170 31V32H171ZM190 31V30H189ZM192 31V30H191ZM200 31V30H199ZM2 32V31H1ZM0 32V33H1ZM31 32H33V33H31ZM56 32H58V30L56 31ZM60 32V31H59ZM124 32V33H123ZM126 32V33H125ZM147 32V31H146ZM145 32V33H146ZM196 32H197V30H196ZM226 32V33H225ZM232 32H233V34H232ZM246 32V31H245ZM66 33V34H67ZM115 33V34H114ZM160 33V32H159ZM193 33V32H192ZM192 33H190V35L192 36ZM225 33V34H224ZM247 33V32H246ZM127 34H128V36H127ZM164 34V33H163ZM194 34H195V31H194ZM229 34V35H228ZM68 35V37H70ZM156 35V34H155ZM155 35H152V36H155ZM160 35V34H159ZM169 35L171 36V33H169ZM205 35V36H204ZM247 35V34H246ZM17 36V35H16ZM107 36V37H106ZM114 36V37H113ZM151 36V35H150ZM172 36H174V35H172ZM179 36V37H178ZM17 37H21V35H19V36H17ZM16 37V38H17ZM58 37V36H57ZM147 37V36H146ZM158 37V36H157ZM161 37V36H160ZM60 38V37H59ZM71 38H73V37H71ZM150 38H152V37H150ZM150 38H148V40L150 39ZM168 38V37H167ZM175 38V37H174ZM176 38V39H177ZM230 38V39H229ZM41 39V38H40ZM43 39V38H42ZM116 39V38H115ZM145 39H147V38H145ZM171 39V38H170ZM169 39V40H170ZM178 39H177V41H178ZM200 39V38H199ZM39 40V39H38ZM131 40V39H130ZM129 40V41H130ZM139 40H140V37H139ZM159 40V39H158ZM165 40V39H164ZM163 40V41H164ZM229 40H231V41H229ZM147 41V40H146ZM188 41V42H187ZM39 42H42V41H39ZM118 42H116L117 43V45H118ZM141 42V41H140ZM149 42V41H148ZM151 42V41H150ZM153 42V41H152ZM194 42V43H193ZM75 43H76V41H75ZM120 43H119V45H120ZM155 43V44H156ZM165 43V44H164ZM232 43H233V45H232ZM43 44L44 43H42L41 45L43 46ZM82 44H79V45H82ZM88 44V45H87ZM121 44V45H122ZM164 44V45H163ZM40 45V46H41ZM77 45V44H76ZM118 45V48L120 47V49H121V45L119 46ZM186 45V44H185ZM91 46H93V47H91ZM153 46H154V44H153ZM158 46H160V45H158ZM37 47H39V46H37ZM83 47V45L81 46V48ZM137 47V48H136ZM155 47H156V45H155ZM224 47H226V48H228V50H225L224 49ZM233 47L235 48V49H233ZM240 47V46H239ZM238 47V48H239ZM115 48H117V47H115ZM154 48V47H153ZM160 48V47H159ZM159 48H157V49H159ZM173 48V47H172ZM224 50H223V49ZM231 48V49H230ZM6 49V48H5ZM3 47H0V73H2V71L4 72V73H6V74H4L2 77H0V129H1V132L3 133H5V131L6 130H8V132H9V130H18V128H16V127H20V125L23 123V121L25 120V119H21V117H19L18 116V114L16 113V116L18 117V118H16V120L14 119V120H12V121H8V122H6V123H4L3 124V122H4V120L7 118V116H8V113H7V109L8 110H10L9 108H10V105H11V103H9L8 102V104L7 105H9V107H6L5 109H3V107H5V104H4V101L6 100H8V101H10V99H12L13 100V102L15 101L14 99H15V97H17L16 96V94L18 95L19 93H15L14 91H13V93L15 94H12L11 92H12V88L11 87H13V85H15L16 83L15 82H17V84L16 85H19L20 83H18V81L19 80H25V81H27V82H29V85L28 86H30V82L33 80V82H34V84L32 83V85H35L37 82L36 81H38V84L40 83L41 84V82H43L42 84H44V86L46 85H48L47 87L50 89L49 91L50 92H48V95L50 94V96H55V98H54V100H57L58 99V97H59V94L60 93H62V95H60V97L61 96H64V98H65V100H66V104H67V106L69 105V106H72V107H74V105H75V108H76V110L82 115H80V114H78V119H79V117H80V121L82 120L81 118L82 117H85L86 118V120H85V118H83V121H88V123H91L93 120V118H91L92 116H94V114H96V113H94V112H98V110H99V108L102 110V109H106V113H103L101 116L102 117H100V118H102V120L103 121H99V119H98V122L101 124V126H102V122H103V125L105 126H102V128L101 127H99L98 128V132L97 131H95L96 133H94V135L95 134H97L98 133V135H99V137L97 136H95V138L96 139H98V141H101V142H97V143H100L101 144V146H102V143L104 144V146H106V144H108L109 145V148H108V145H107V147H104L103 146V148H105V151H106V148H107V150H109L110 151V153L109 152H105V153H109L111 156H112V159H113V154L115 155L116 154V157L117 158H120V155H119V153H122L121 151L123 150V152L125 153V154H123V155H128L129 153V155H128V157L131 155V157L129 158L130 160H129V162L131 163V165L134 167V165H136V164H134V159H133V156L135 155V157H136V153H137V155H138V163H144L145 164V159H144V157L148 154H146L145 152H149V154H150V151H151V149L153 150L154 148L153 147H155V146H159L160 145V143H163L165 140H163V139H165V138H163V133L165 134V136L164 137H166L167 135H170V134H168V133H165V132H163L162 133V131H160L161 132V136H162V138H161V136H160V134H158V136H157V133H160V132H156L155 133V129H153L152 130V127H155L154 125H153V120L151 119V121L152 122H150V121H146V118L144 117V116H148L149 115V111H147V110H149V109H146L145 108V106L147 105V107H148V105H149V99H148V101L146 100L147 99V97H146V99H144L145 98V95L143 94V96H144V98L142 97V95L141 94H139L138 92H137V94H139V96L137 97V96H135L134 98H136V100H134V103L131 101V103H133V105L131 104V103H129V100H128V103H129V105H128V103H127V105H126V103H124V101L122 102V101H119V100H122V98L120 99V97H122L123 96V92L125 91H123L122 89V95H119V91L117 92V90H116V92L118 93V96H117V98H119V100H117V98H116V100H115V98H114V100H112L111 102H109L108 104H106V105H104V104H101V102L103 103H106L105 102V100L107 99V97L106 98H104V99H102L103 97H102V95H101V92L100 91H98L97 89V85L98 84H101V80L99 81V79H101V78H99L98 79V77H96L95 76V78H92V79H96L97 80V82L95 83V81H93V80H90L89 78H88V76H86V71L82 68V67H80V66H71V65H64L63 66V69L62 70H59L60 68H58V66L57 65H53V64H50L49 62H48V60H46V59H44L43 58V56L41 55V54H36V53H34V54H36V55H33V53L31 52V53H29L28 54V56L27 57H25V56H20L19 54H20V48H19V51L17 50V48H12L13 50H10L9 52H8V50L6 51ZM8 49V48H7ZM83 49H85V47H83ZM156 49V48H155ZM231 51H230V50ZM92 50V51H93ZM236 50V51H235ZM17 51L19 52L18 54H17ZM124 51V50H123ZM228 51H229V53H228ZM22 52H23V50H22ZM21 52V54H23V55H25L24 54V52L22 53ZM113 52H115V54H118V55H114V53ZM125 52H122V54H124ZM85 52H83V54H84ZM120 53V54H119ZM126 53H125V57L127 58V56H126ZM236 53H235V55H236ZM121 54V55H122ZM136 54V55H137ZM233 54V53H232ZM239 54V53H238ZM238 54H237V56H238ZM93 55V54H92ZM165 55L167 56V57H165ZM137 56V58H139ZM155 56H157V57H155ZM159 56V57H158ZM160 56H163V57H160ZM166 58L165 59V61H167V62H164L163 60V58ZM242 57V56H241ZM136 58V59H137ZM155 58V59H154ZM157 58H159V60L157 59ZM161 58H162V60H161ZM168 58L170 59V60H168ZM233 57H231V59H232ZM237 58V57H236ZM245 58V57H244ZM133 59V58H132ZM134 59H135V57H134ZM238 59H240V57H238ZM242 59V58H241ZM95 60V61H94ZM230 60V59H229ZM100 61V63L98 64L97 62H99ZM153 61V62H152ZM234 61V60H233ZM262 61V60H261ZM94 62V63H93ZM162 62H163V64H162ZM235 62V61H234ZM234 62H232V63H234ZM243 62V61H242ZM91 63V62H90ZM123 63H124V65H123ZM139 63H140V65H139ZM142 63V64H141ZM262 64V63H261ZM101 65V64H100ZM123 67H122V66ZM162 65V66H161ZM238 65V64H237ZM95 66H92L93 67V69H94V67ZM102 66V65H101ZM142 66V67H141ZM161 66V67H160ZM239 66V65H238ZM98 67V66H97ZM229 67V66H228ZM98 68H100V67H98ZM98 68L96 69V67H95V69L94 70H98ZM102 68V67H101ZM105 68V67H104ZM158 68V69H159ZM145 70V74H144V70ZM162 69H163V71H162ZM228 70H229V68H228ZM85 71V72H84ZM98 71H100V70H98ZM231 71V70H230ZM95 72V71H94ZM112 72V71H111ZM226 72H227V70H226ZM263 72V71H262ZM85 73V74H84ZM97 73V72H96ZM98 74V73H97ZM100 74V73H99ZM109 74H111V73H109ZM118 74V73H117ZM116 74V75H117ZM119 74H120V72H119ZM120 74V75H121ZM128 74H126V75H128ZM157 74V75H158ZM227 74V73H226ZM228 74H229V72H228ZM250 74H252V73H250ZM113 76L115 75L114 73L112 74ZM120 75H117V76H119L120 77ZM123 75V74H122ZM125 75V73H124V75L123 76H126ZM233 75V74H232ZM235 75V74H234ZM254 75V74H253ZM39 76H42V81H41V79H40V77ZM109 76H111V75H109ZM132 76V75H131ZM131 76L129 77V78H131ZM158 76V77H159ZM229 76V75H228ZM238 76H239V73H238ZM39 77V79L37 80V78ZM90 77V76H89ZM94 77V76H93ZM115 77V76H114ZM114 77H113V79H114ZM145 77H149L148 76V74L147 75H145ZM145 77H143L144 79H146ZM250 77V78H249ZM253 76L252 75H248V78L249 79H251ZM25 78V79H24ZM27 78H28V80H31V81H28L27 80ZM45 79V81H43L44 79ZM124 78H126V77H124ZM142 78V79H143ZM256 78V76L254 77V79ZM132 79V78H131ZM135 79H133L132 80V82L135 80ZM141 79V80H142ZM225 79V78H224ZM228 79H230V77L228 78ZM248 79V80H249ZM257 79V78H256ZM22 80V81H23ZM92 81V85L90 84L91 82L90 81ZM106 80V79H105ZM130 80V79H129ZM139 80V79H138ZM147 80V79H146ZM173 80V82H175L176 83V80L174 81ZM208 80H209V82H208ZM231 80V79H230ZM24 81V82H25ZM41 81V82H40ZM103 81H104V79H103ZM126 80L124 79L123 80V82H125ZM127 81H128V78H127ZM131 81V80H130ZM130 81H128V82H130ZM245 81H246V79H245ZM252 81H254V80H252ZM257 82H258V80H256ZM26 82V83H27ZM36 82V83H35ZM45 82H47V84L45 83ZM90 82V83H89ZM105 82V81H104ZM119 82H121L120 80H119ZM148 83H149V81H147ZM98 83V84H97ZM109 83V82H108ZM131 83V82H130ZM133 83H135V82H133ZM133 83H131V84H133ZM143 83V82H142ZM175 83H172V84H175ZM39 84V85H40ZM40 85V86H43V85ZM94 84L96 85L95 87H96V89H95V87H94ZM115 85H118V84H116V83H114ZM113 84V85H114ZM147 84V83H146ZM172 84H171V86H172ZM201 84H204V85H201ZM218 84V83H217ZM244 84V83H243ZM248 84V83H247ZM21 85H22V83H21ZM26 85V84H25ZM133 85H136V83L135 84H133ZM137 85H138V82H137ZM136 85V86H137ZM143 85V84H142ZM209 85V84H208ZM263 85V84H262ZM24 86V85H23ZM43 86V87H44ZM130 86V85H129ZM141 86V85H140ZM191 86V87H190ZM220 86V85H219ZM222 86V85H221ZM240 86V85H239ZM27 87V86H26ZM42 87V88H43ZM94 87V88H93ZM121 87V86H120ZM123 87V86H122ZM121 87V88H122ZM130 87H132V86H130ZM167 87V86H166ZM206 87V86H205ZM209 87V86H208ZM238 87V86H237ZM255 87H257V86H255ZM264 87V86H263ZM11 88V90H8V89H10ZM29 88V87H28ZM32 88H34V86L32 87ZM35 88H36V85H35ZM34 88V89H35ZM42 88H40V87H38V89H36V90H38V91H42ZM173 88V87H172ZM197 88H199V90L197 89ZM213 88V87H212ZM46 89V88H45ZM117 89V88H116ZM139 89H141V88H138V90ZM181 89V88H180ZM188 88H186V90H187ZM18 90V89H17ZM29 90V89H28ZM34 91L38 96H39V94H41V93H39L38 91ZM44 90V89H43ZM183 90V89H182ZM185 90V89H184ZM197 90V91H196ZM207 90H208V88H207ZM206 90V91H207ZM33 91V90H32ZM45 91V90H44ZM44 91L42 92V93H44ZM193 92H194V90H192ZM234 91V90H233ZM18 92V91H17ZM29 92V91H28ZM46 92V91H45ZM208 92V91H207ZM229 92V91H228ZM237 92V91H236ZM11 93V94H10ZM234 93V92H233ZM23 94V93H22ZM45 94V93H44ZM64 94V95H63ZM131 94V93H130ZM136 94V95H137ZM197 94H198V92H197ZM24 95V94H23ZM46 95V94H45ZM231 95V94H230ZM230 95H229V99L231 98L230 97ZM235 95V94H234ZM13 96H15V97H13ZM19 96V95H18ZM26 96H27V93H26ZM25 96V97H26ZM29 96V95H28ZM49 96V97H50ZM128 96H129V94H128ZM134 96V95H133ZM217 96H219V95H217ZM226 96V95H225ZM264 96V95H263ZM20 97V96H19ZM40 97V96H39ZM102 97V98H101ZM227 97V96H226ZM243 97V96H242ZM23 98V97H22ZM29 98V97H28ZM36 98V97H35ZM45 98H48L47 96L45 97ZM57 98V99H56ZM62 98V97H61ZM128 98V97H127ZM133 98V99H134ZM227 98V99H228ZM238 98L239 97H237V100H238ZM241 98V97H240ZM244 98V97H243ZM49 99H52V98H49ZM131 99V98H130ZM228 99V100H229ZM11 100V101H12ZM17 100V99H16ZM27 100V99H26ZM36 100V99H35ZM42 100V99H41ZM94 100V101H93ZM103 100V101H102ZM123 100H125V101H127L126 99H124L123 98ZM206 100V99H205ZM220 100V99H219ZM228 100H226V101H228ZM236 99L234 100V101H237ZM243 100V99H242ZM253 100V99H252ZM10 101V102H11ZM34 101V100H33ZM44 101V100H43ZM47 101V100H46ZM49 101V100H48ZM222 101V100H221ZM219 102L221 105H220V107H222V105H223V103L225 102L226 103V101H224V102ZM261 101H262V98H261ZM260 101V102H261ZM264 101V100H263ZM12 102V103H13ZM53 102H55V101H53ZM116 102H119V103H116ZM120 102L121 103H123L124 104V106H123V104H120ZM240 102V101H239ZM238 102V103H239ZM259 102V103H260ZM16 103V102H15ZM14 103V104H15ZM27 103V102H26ZM47 103H50V105H52L51 103L52 102H47ZM73 105H72V104ZM207 103V102H206ZM218 103V101H216V105L217 104H219ZM227 103H234L235 104V102H232V100L230 99V102L228 101ZM227 103H226V105H227ZM3 104H4V106H3ZM13 104V105H14ZM40 104V103H39ZM43 104V103H42ZM59 104V103H58ZM71 104V105H70ZM99 104H101L104 108H102V107H100L101 105H99ZM118 104H120V105H122V106H115V105H118ZM210 105H211V103H209ZM208 104V105H209ZM229 104H228V107H229ZM16 105V104H15ZM34 105H36V104H34L33 103V106L32 107H34ZM125 105H126V107H125ZM136 107H135V106ZM150 105H151V103H150ZM205 105H207V104H205L204 103V107L202 108L204 111H202L201 113H202V115H200V117L202 118H200V119H198V118H196V116L197 115H195V116H193V114L191 115L190 113L189 114H186V115H184V118H183V120H184V122H183V125H182V130H184L183 132H188V134H189V136L192 138V136L194 137V141H193V145H194V147L199 151V147L200 146H202V147H204V145L206 146V142H208V144H207V146L208 145H210V143L211 142H213V140H221V139H223L221 136H222V134L225 132V129H228V128H226V125H229V124H226L227 122L229 123V121L227 120L226 121V119H228V118H224L223 117V115L224 114H220V115H218V116H222L225 120H223V119H220V118H217V117H212L213 119V121L210 119L211 118V115H210V112H212V108L211 109H209V107H211V106H206L205 107ZM236 105V104H235ZM234 105V106H235ZM240 105V104H239ZM259 105V104H258ZM30 106V105H29ZM29 106H26V107H29ZM38 106V105H37ZM60 106V105H59ZM93 106H95L97 109H95ZM134 106V107H133ZM241 106V105H240ZM261 106H264V102H262L261 103ZM260 105H259V108L261 107ZM13 107V106H12ZM31 107V106H30ZM45 107V106H44ZM53 107V106H52ZM242 107V106H241ZM247 107V106H246ZM250 107V106H249ZM254 107V106H253ZM14 108V107H13ZM39 108H41V107H39ZM55 108V107H54ZM57 108V107H56ZM94 108V109H93ZM144 108L146 109V110H144ZM223 108V107H222ZM243 108H245V107H243ZM256 108H257V106H256ZM264 108V107H263ZM32 109V108H31ZM30 109V110H31ZM35 109H37V107L35 108ZM34 109V110H35ZM42 109V108H41ZM52 109V108H51ZM50 109V110H51ZM109 109V110H108ZM193 109V108H192ZM231 109V108H230ZM11 110H13V109H11ZM26 110V109H25ZM28 111H29V109H27ZM43 110H45L44 108H43ZM58 110V109H57ZM97 110V111H96ZM101 110H99V111H101ZM108 110V111H107ZM197 110V109H196ZM213 110H215V109H213ZM221 110V109H220ZM232 110V109H231ZM263 110V109H262ZM27 111V112H28ZM32 111V110H31ZM74 111L75 110H73V108H72V110H71V112L72 113H74ZM105 111V110H104ZM111 111H113L112 113H111ZM198 111V110H197ZM196 111V112H197ZM216 111V110H215ZM261 111V110H260ZM260 111H259V114H261L260 113ZM9 112V111H8ZM12 112V111H11ZM15 112H17V111H15ZM19 112V111H18ZM45 112V111H44ZM49 112V111H48ZM76 112V111H75ZM217 112H219V110H217ZM216 112V113H217ZM223 112H224V110H223ZM230 112V111H229ZM241 112V111H240ZM244 112V111H243ZM24 113V112H23ZM34 113V112H33ZM40 113V112H39ZM100 113H102V112H100ZM108 113H110V114H108ZM198 113H199V111H198ZM213 113V112H212ZM226 113V112H225ZM228 113V112H227ZM20 114V113H19ZM27 114V113H26ZM135 114V115H134ZM183 114V113H182ZM254 114H256V113H254ZM15 115V114H14ZM24 115V114H23ZM72 115H74V114H72ZM77 115V114H76ZM92 115V116H91ZM98 115H100V114H98ZM98 115H97V117H98ZM153 115V114H152ZM199 115V114H198ZM214 115V114H213ZM212 115V116H213ZM227 115V114H226ZM226 115H225V117H226ZM257 115V114H256ZM154 116H156V115H154ZM230 116H231V114H230ZM254 116V115H253ZM27 117V116H26ZM34 117V116H33ZM41 117V116H40ZM71 117V116H70ZM73 117V116H72ZM72 117H71V119H72ZM88 117H90V118H88ZM113 117V118H112ZM242 117V116H241ZM240 117V118H241ZM245 117V116H244ZM244 117H242V118H244ZM252 117V116H251ZM42 118V117H41ZM99 118V117H98ZM148 118V117H147ZM150 118V117H149ZM148 118V119H149ZM155 118V117H154ZM215 118H217V119H220V120H214ZM237 118V117H236ZM249 118H250V116H249ZM9 119V118H8ZM8 119H6V120H8ZM27 119V118H26ZM29 119V118H28ZM30 119H31V116H30ZM37 119V118H36ZM77 119V117H76V120H78ZM87 119H89V120H87ZM91 119V120H90ZM116 120L117 122L118 121H120V123L122 122V125H123V127H125V128H121V126H120V123H119V125L117 126V129L115 130V132L114 131H112V128H111V123H113V121L114 120ZM157 119V118H156ZM248 119V118H247ZM251 119V118H250ZM5 120V121H6ZM211 120V121H210ZM243 120H245V119H243ZM249 120V119H248ZM248 120H247V122H248ZM255 120V119H254ZM33 121V120H32ZM31 121V122H32ZM37 121V120H36ZM46 121V120H45ZM45 121H44V123H45ZM73 121V120H72ZM79 121V122H80ZM114 122L115 124H118L117 122ZM225 121H226V123H225ZM234 121H236V120H234ZM252 121H253V118H252ZM256 121V120H255ZM254 121V122H255ZM264 121V120H263ZM31 122H29V123H31ZM42 123H43V121H41ZM75 122V121H74ZM97 122V121H96ZM97 122V123H98ZM147 122V123H146ZM149 122H150V124H149ZM159 122V121H158ZM246 122V123H247ZM48 123H49V125H48ZM97 123H95L94 124V122H93V124H94V126H96V127H98V126H100V124L98 125ZM181 123H182V121H181ZM230 123L232 124L233 123V125H235L234 124V122L233 121H230ZM241 123H242V121H241ZM264 123V122H263ZM28 124V123H27ZM48 126L46 127L47 128V130H46V128H44V125H42V127L44 128H41V133L42 132H45L46 133V135L48 134V136H52V134H58L57 132H55V130L54 129H52L51 128V126H50V122H48L47 121V123H46ZM92 124V123H91ZM91 124H89L90 126H92ZM97 124V125H96ZM155 124V123H154ZM225 124V125H224ZM248 124H251V123H249L248 122ZM255 124V123H254ZM25 124H23V125H21V127L22 126H24ZM29 125H32V124H29ZM149 125V126H148ZM238 125V124H237ZM26 126V125H25ZM25 126H24V128H23V131H24V129H25ZM50 126V127H49ZM160 126V125H159ZM230 126H232V125H229V127ZM249 127H251V125H248ZM114 127V126H113ZM120 127V128H119ZM181 127V126H180ZM228 127V126H227ZM259 127V126H258ZM257 127V128H258ZM30 128V127H29ZM29 128L27 129V130H29ZM37 128V127H36ZM156 128V127H155ZM159 128H161V127H159ZM232 128V127H231ZM234 128H235V126H234ZM233 128V129H234ZM244 128V127H243ZM247 128V127H246ZM264 128V127H263ZM2 129H3V131H2ZM20 129H22V128H20ZM31 129V128H30ZM32 129H33V127H32ZM60 129V128H59ZM89 129V128H88ZM114 129V128H113ZM122 129V130H121ZM126 129V130H125ZM161 129H163V128H161ZM249 129V128H248ZM256 129V128H255ZM260 129V128H259ZM5 130V131H4ZM34 130V129H33ZM42 130H45V131H42ZM93 130V129H92ZM96 130H97V128H96ZM125 130V131H124ZM155 130V131H154ZM212 130V131H211ZM229 130H231L230 128H229ZM247 130V129H246ZM252 130V129H251ZM254 130V129H253ZM252 130V131H253ZM59 131V130H58ZM154 131V132H153ZM158 131V130H157ZM200 131H201V133H200ZM210 131L212 132V133H210ZM228 131V130H227ZM227 131L225 132V133H227ZM235 131V130H234ZM234 131H230V134H231V132H234ZM264 131V130H263ZM7 132V131H6ZM15 132V131H14ZM13 132V133H14ZM18 132V131H17ZM25 132H26V129H25ZM24 132V133H25ZM40 132V131H39ZM185 132V133H186ZM237 132V131H236ZM2 133L0 134L1 136H2ZM3 133V134H4ZM11 133V132H10ZM10 133H8V134H10ZM19 133V132H18ZM17 133V134H18ZM27 133V132H26ZM40 133V134H41ZM45 133H44V135H45ZM153 133V134H152ZM201 135H200V134ZM202 133H204V134H202ZM229 133V132H228ZM239 133V132H238ZM252 133V132H251ZM264 133V132H263ZM16 134V135H17ZM90 134V133H89ZM93 134V133H92ZM91 134V135H92ZM155 134H156V136H155ZM237 134V133H236ZM20 135V134H19ZM28 135V134H27ZM27 135H25V137L27 136ZM30 135L31 134H29V136H27V137H30ZM32 135H33V133H32ZM88 135V134H87ZM136 136V138L135 139H133V137H135ZM194 135H199V137L197 136L196 137V139H195V136ZM258 135V134H257ZM1 136H0V140L2 141L3 140V143H5L4 142V139H3V136H2V138H1ZM21 136V135H20ZM20 136H19V139H20V142H22V140H21V138H20ZM47 136V137H48ZM131 136H133V137H131ZM223 136H225V134L223 135ZM228 136V135H227ZM233 136V135H232ZM261 136V135H260ZM262 136H264V135H262ZM6 137V136H5ZM15 137V136H14ZM23 137V136H22ZM63 137V136H62ZM15 138H17V137H15ZM64 138V137H63ZM62 138V139H63ZM93 138H94V136H93ZM167 138V137H166ZM200 138V139H199ZM255 138H256V136H255ZM229 139H230V137H229ZM262 140H263V137L261 138ZM7 140V139H6ZM5 140V141H6ZM18 140V139H17ZM32 140H33V138H32ZM31 140V141H32ZM60 140H61V137H60ZM65 140V139H64ZM90 140H92V139H90ZM152 141V142H150V141ZM162 140H163V142H162ZM225 140H227V139H225ZM257 140V139H256ZM10 141V140H9ZM9 141L7 140L6 142H8L9 143ZM13 141V140H12ZM12 141L10 142V147H14L15 146V144H14V146L11 144L12 143ZM29 141V140H28ZM94 141V140H93ZM93 141H91V142H93ZM97 141V140H96ZM130 141L132 142L131 144H129L130 143ZM155 141V143H153ZM161 141V142H160ZM228 141V140H227ZM230 141V140H229ZM34 142V141H33ZM33 142H31V144L33 143ZM95 142V141H94ZM93 142V143H94ZM160 142V143H159ZM171 142V141H170ZM202 142V143H201ZM210 142V143H209ZM219 142H221V141H219ZM218 142V143H219ZM233 142V141H232ZM258 140L256 141V143L258 144ZM2 143V142H1ZM0 143V144H1ZM16 143V142H15ZM28 143V142H27ZM63 143V142H62ZM149 143V144H148ZM190 143V142H189ZM216 143V142H215ZM225 143H227V142H225ZM19 144V143H18ZM18 144H16V145H18ZM91 144V143H90ZM132 144H133V147H134V149H133V151H135V148H136V146L138 147L139 146V148H137L136 149V153H134V155H133V153H131V152H129L130 150H131V148H129V150H128V148L127 147H130V146H132ZM154 144V145H153ZM167 144V143H166ZM171 144V143H170ZM219 144H221V145H223L224 144V141H223V144L222 143H219ZM232 145H233V143H231ZM255 144V143H254ZM5 145L6 146H8L6 143H5ZM20 145V144H19ZM34 145V143L31 145V146H33ZM38 145V144H37ZM63 145V144H62ZM65 145V144H64ZM95 145V144H94ZM130 145V146H129ZM211 145H213L212 143H211ZM209 146V147H212V146ZM218 145V144H217ZM256 145V144H255ZM255 145H254V147H255ZM29 146V145H28ZM30 146V147H31ZM66 146V145H65ZM96 146V145H95ZM114 147L115 146V148L113 149L112 148V150L110 149V147ZM162 146V145H161ZM164 146V145H163ZM166 146V145H165ZM214 146V145H213ZM9 147V148H10ZM20 147V146H19ZM29 147V148H30ZM97 147L98 146H96L95 148L97 149ZM160 147V146H159ZM159 147H157V148H159ZM185 147V146H184ZM215 147H217V146H215ZM234 147V146H233ZM22 148V147H21ZM65 148H67L69 151H73L74 149H75V147H74V144L73 143H71V142H69L68 143V145H67V147H65ZM99 149H100V147H98ZM102 147H101V149H103ZM118 148H121L120 150L118 149ZM149 148H151V149H149ZM156 148V147H155ZM167 148V147H166ZM186 148V147H185ZM220 148H221V146H220ZM235 148V147H234ZM237 148V147H236ZM255 148H257L258 149V147H255ZM8 149V148H7ZM18 149V148H17ZM20 149V148H19ZM24 149H26L25 147H24ZM23 148L21 149L22 151L24 150ZM27 149H28V147H27ZM32 149V148H31ZM30 149V150H31ZM34 149H35V147H34ZM33 149V150H34ZM99 149H98V152L99 153H101V155H102V153L104 152L103 150L101 151H99ZM116 149V152H113L112 153V151H114ZM149 149V150H148ZM171 149V148H170ZM227 150H228V148H226ZM14 150V149H13ZM20 150V151H21ZM29 150V149H28ZM118 150V151H117ZM137 150H139V152L137 151ZM148 150V151H147ZM155 150V149H154ZM159 150V149H158ZM163 150V149H162ZM165 150V149H164ZM167 151H168V149H166ZM262 150V149H261ZM15 151V150H14ZM21 151V152H22ZM92 151V150H91ZM132 151V150H131ZM156 151H157V149H156ZM160 151V150H159ZM186 151H187V148H186ZM197 151V152H198ZM220 151V150H219ZM16 152H19V151H16ZM30 152V151H29ZM68 152V151H67ZM93 152V151H92ZM96 152V151H95ZM126 152H128V154L126 153ZM153 152V151H152ZM162 152V151H161ZM160 152V154H163V153H161ZM169 152H171V151H169ZM225 152V151H224ZM235 152V151H234ZM233 152V153H234ZM258 152H260V151H258ZM257 152V153H258ZM65 153V152H64ZM159 153V152H158ZM157 153V157H160V156H158L159 154ZM174 153V152H173ZM232 153V154H233ZM91 154V153H90ZM96 154H98V153H96ZM95 154V155H96ZM108 154V157L110 156ZM155 154V153H154ZM154 154H152V155H154ZM165 154H166V152H165ZM188 154V153H187ZM199 154H201L200 152H199ZM205 154V153H204ZM217 154V153H216ZM254 154V153H253ZM46 155V154H45ZM99 155V154H98ZM98 155H96L97 157H98ZM106 155V154H105ZM122 155V154H121ZM122 155V156H123ZM223 155V154H222ZM237 154H235V156H236ZM47 156H49V155H47ZM89 156V155H88ZM93 156V155H92ZM91 156V158L90 159H92V158H94L93 159V161L95 160V159H97V158H95L94 156L92 157ZM100 156V155H99ZM107 156V155H106ZM105 156V157H106ZM111 156H110V158H111ZM149 156V155H148ZM167 156V155H166ZM176 157L177 155H173V157ZM192 156V155H191ZM195 156V155H194ZM198 156V155H197ZM262 156V155H261ZM147 157V156H146ZM145 157V158H146ZM174 157V158H175ZM178 157H180V156H178ZM199 157H200V155H199ZM210 157V156H209ZM219 157V156H218ZM236 157H238V156H236ZM235 157V158H236ZM246 157V156H245ZM253 157H255L256 158V156H254L253 155ZM32 158V157H31ZM46 158V157H45ZM48 158V157H47ZM124 158H125V156H124ZM132 158V159H131ZM148 158V157H147ZM146 158V160L147 161H149L148 159ZM161 158V157H160ZM159 158V159H160ZM163 158V157H162ZM162 158H161V160H162ZM170 158V157H169ZM185 158H186V156H185ZM190 158V157H189ZM192 158V157H191ZM222 158V157H221ZM235 158H234V160H235ZM240 159H242L243 157H239ZM48 159H50V158H48ZM109 159V158H108ZM108 159H106V160H108ZM149 159H151V158H149ZM172 159V158H171ZM178 159V158H177ZM188 159V158H187ZM202 159V158H201ZM206 159V158H205ZM231 159H233V157L231 156L230 157V163H231V161H234V160H231ZM237 159V158H236ZM239 159V160H240ZM244 159V158H243ZM241 160L242 162L244 161V160H246V159H244V160ZM22 160V159H21ZM31 160V159H30ZM29 160V161H30ZM44 160V159H43ZM100 160V159H99ZM98 160V161H99ZM101 160H103L102 158H101ZM119 160V159H118ZM128 160V159H127ZM179 160V159H178ZM218 160H220V159H218ZM217 160V161H218ZM227 160V159H226ZM225 160V161H226ZM238 160V159H237ZM92 161V160H91ZM111 161V160H110ZM123 161V160H122ZM151 161H152V159H151ZM175 161V160H174ZM173 161V162H174ZM240 161V163L242 164V162ZM250 161V160H249ZM249 161H244L245 163L246 162H248V164L250 165H252V163L253 162H249ZM254 161H257V163H261L260 161H258V160H256V159H254ZM264 161V160H263ZM96 162H97V160H96ZM95 161H94V163H93V165L96 163ZM102 162H104L105 163V161H102ZM108 162L109 161H107V163H105V165L106 164H108ZM117 162V161H116ZM120 162V164H121V160L119 161ZM153 162V161H152ZM155 162H156V160H155ZM179 162V161H178ZM228 162V160H227V163H229ZM36 163V162H35ZM53 163V162H52ZM112 163V167L110 166L109 167V164L108 165H106L105 167H109L108 169H111L112 170V168L114 167L113 165H115L116 163H113V162H110V164ZM125 163V162H124ZM157 163H158V161H157ZM221 163V162H220ZM244 163V164H245ZM98 164H100V165H98ZM119 164V165H120ZM126 164V163H125ZM129 164V163H128ZM144 164H143V166H142V168L143 167H145L144 166ZM146 164H148V163H146ZM145 164V165H146ZM153 164H155L154 162H153ZM152 164V165H153ZM167 164V163H166ZM172 164V163H171ZM178 164V163H177ZM177 164H175V168H177L176 167V165ZM179 164H181L180 162H179ZM178 164V165H179ZM222 164V163H221ZM61 165V164H60ZM102 165H104V164H102L100 161L99 162H97V165L96 166H100V168H102L101 166ZM118 163L116 164V167L115 168H113V169H116V168H118ZM142 165V164H141ZM150 165H151V163H150ZM173 165V164H172ZM171 165V166H172ZM177 165V166H178ZM222 165H225V163L224 164H222ZM229 165V164H228ZM231 165H233L232 163H231ZM258 165V164H257ZM55 166V165H54ZM122 166H124L123 164H122ZM154 166V165H153ZM174 166V165H173ZM219 166V165H218ZM239 166V165H238ZM237 166V167H238ZM241 166V165H240ZM247 166V165H246ZM246 166L244 167L245 169H246ZM261 168H259L258 170H253V171H250V172H253L255 175L257 174V171H258V173L260 174V176L264 179V163L262 164V165H259ZM61 167V166H60ZM89 167H91V166H89ZM149 167V165H146V168H143L144 170L145 169H147ZM156 167H158V166H156ZM166 167V166H165ZM222 167H224V166H222ZM227 167V166H226ZM230 167V166H229ZM252 167V166H251ZM253 167H254V163H253ZM29 168V167H28ZM83 168V167H82ZM85 168V167H84ZM99 168V167H98ZM125 168V167H124ZM129 168H131V167H129ZM135 168V167H134ZM167 168V167H166ZM180 168V167H179ZM178 168V169H179ZM183 168V167H182ZM244 168L241 170V171H243L244 170ZM57 169V168H56ZM59 169V168H58ZM57 169V170H58ZM105 170L107 169V168H104ZM122 169V167L120 166L117 170L118 171H120ZM158 169V168H157ZM157 169H156V171H157ZM169 169V168H168ZM172 169H173V167H172ZM234 170H235V168H233ZM237 169V168H236ZM239 169V168H238ZM237 169V170H238ZM252 169V168H251ZM255 169H256V167H255ZM28 170V169H27ZM101 170V169H100ZM106 170L105 171V174H108V173H110V174H108L107 176H108V178H110V176L112 177V176H114V171L112 170ZM116 170V171H117ZM126 170V169H125ZM134 171V169H132L131 168V172H133ZM144 170H140V171H138V173H140L141 171L143 172ZM148 170V171H147ZM147 170H145V171H147V172H145V174L146 173H148V174H154V171L153 172H151L150 173V171L151 170H154L153 168L151 169V167H150V170L149 169H147ZM159 170V169H158ZM220 170V169H219ZM224 170V169H223ZM90 171V170H89ZM102 172H104L103 170H101ZM109 171V172H108ZM113 172V173H111V172ZM137 171V170H136ZM155 171V172H156ZM183 171V170H182ZM218 171V170H217ZM216 171V172H217ZM221 171V170H220ZM256 171V172H255ZM53 172V171H52ZM79 172V171H78ZM97 172H99V170L97 171ZM101 172V173H102ZM107 172V173H106ZM123 172V171H122ZM135 172V171H134ZM133 172V174H135ZM167 172V171H166ZM178 172H180V171H178ZM211 172V171H210ZM224 172V171H223ZM235 172H237V171H234V173ZM244 172H246V170L244 171ZM86 173H88V172H86ZM95 173V172H94ZM119 173H121V171L120 172H117V174L119 175ZM168 173H169V170H168ZM167 173V175L166 176H164L165 178L166 177H168V179L170 178H174V172H172V174L171 173H169L168 174ZM207 173V172H206ZM220 173V172H219ZM240 173H243V172H240ZM247 173H249V172H247ZM80 174V173H79ZM83 174V173H82ZM104 174V175H105ZM124 174V173H123ZM125 174H126V171H125ZM123 175L124 177L125 176H127V174L126 175ZM142 174V173H141ZM144 174V173H143ZM142 174V175H143ZM156 174V173H155ZM154 174V175H155ZM166 174V173H165ZM178 174H180L179 176H181V174L182 173H178ZM210 174V173H209ZM212 174V173H211ZM214 174H216V173H214ZM230 174V173H229ZM250 174V173H249ZM252 174V173H251ZM250 174V175H251ZM253 174V175H254ZM259 174H257L258 176H259ZM71 175V174H70ZM85 175V174H84ZM88 175H89V173H88ZM92 175V174H91ZM117 175V176H118ZM122 175V174H121ZM235 175V174H234ZM240 175H242V174H240ZM247 174H245V176H246ZM249 175V176H250ZM102 177V175L100 174L99 175V177ZM120 176V175H119ZM128 176H131V174H130V172H129V175ZM128 176H127V180L129 181V180H131V178L129 177L128 178ZM135 176V175H134ZM133 176V177H134ZM147 176V175H146ZM159 176V175H158ZM175 176H176V174H175ZM178 176V177H179ZM207 176V175H206ZM205 176V177H206ZM222 176V175H221ZM249 176H247L248 178H249ZM259 176V177H260ZM82 177V176H81ZM91 177V176H90ZM105 177V176H104ZM123 177V178H124ZM150 177V176H149ZM162 177V176H161ZM177 177V176H176ZM183 177V176H182ZM181 177V178H182ZM187 177V176H186ZM244 176H242L241 178H243ZM251 177V176H250ZM256 177V176H255ZM255 177H252L253 179H250L251 181H253L254 179H255ZM85 178V177H84ZM115 178V180H112L111 178L108 180L109 181V183L111 182V181H113V182H111L112 184H115L117 181H116V177H114ZM113 178V179H114ZM189 178V177H188ZM219 178V177H218ZM221 178V177H220ZM227 178V177H226ZM232 178V177H231ZM234 178V177H233ZM237 178H240V177H237ZM247 178V179H248ZM1 179V178H0ZM81 179V178H80ZM88 179V178H87ZM97 178H95V179H93V180H96ZM99 179H101V178H99ZM98 179V180H99ZM107 179V178H106ZM153 179V178H152ZM155 179H157V178H155ZM163 179V178H162ZM168 179H166L167 180V182L169 181ZM177 179V178H176ZM175 179V180H176ZM180 179V178H179ZM186 179V178H185ZM185 179H183L184 181H185ZM208 179V178H207ZM209 179H212V177L211 178H209ZM223 179V178H222ZM222 179H221V181H222ZM243 179H246V177H244ZM248 179V180H249ZM258 179V178H257ZM257 179H255V180H257ZM66 180H68V179H66ZM70 180V179H69ZM93 180H87L86 181V178H85V181H86V183H85V181L83 182V184L85 183V184H87V186H90L91 185V183H93L92 181ZM117 180H119V179H117ZM122 180V179H121ZM120 180V181H121ZM125 180V179H124ZM164 180V179H163ZM172 181H173V179H171ZM195 180V179H194ZM197 180V179H196ZM199 180V179H198ZM204 180V179H203ZM215 180H217V179H215V177H214V179H212L211 180V182H210V180H208V182H206L208 185V192L209 193H212L213 195H220L221 193H223V188L221 187L220 188V185L222 186V184H220V185H218V183H217V181H215ZM227 180V179H226ZM235 180H236V177H235ZM241 180V179H240ZM248 180H247V182H248ZM83 181V180H82ZM81 181V182H82ZM101 181V180H100ZM107 181V182H108ZM126 181V180H125ZM246 181V180H245ZM244 181V182H245ZM258 181V180H257ZM0 182H1V180H0ZM69 182V181H68ZM77 182H79V181H77ZM76 182V183H77ZM95 182V181H94ZM102 182V181H101ZM115 182V183H114ZM121 182H123V181H121ZM154 182V181H153ZM165 182V181H164ZM163 182V183H164ZM175 182H177V181H175ZM181 182V181H180ZM195 182V181H194ZM255 182V181H254ZM2 183H3V181H2ZM14 183V182H13ZM67 183V182H66ZM66 183H64V184H66ZM97 183V182H96ZM110 183V184H111ZM125 183V182H124ZM193 183V182H192ZM197 183V182H196ZM200 183V182H199ZM210 183V184H209ZM221 183V182H220ZM17 184V183H16ZM75 184V183H74ZM78 184H80V183H78ZM84 184V185H85ZM126 184V183H125ZM132 184V183H131ZM191 184V183H190ZM194 184V183H193ZM192 184V185H193ZM233 184H235V182L233 183ZM242 184V185H241ZM244 184H246L247 185V183L245 182ZM243 184V182L242 183H240V185L238 186V185H236L237 187H240V186H243L244 185ZM249 185H251L250 184V181H249V183H248ZM14 185V184H13ZM73 185V184H72ZM99 185V183H97V186ZM105 185H107V183L105 184ZM116 185H118V184H116ZM166 185V184H165ZM181 185V184H180ZM191 185V186H192ZM195 185V184H194ZM200 185V184H199ZM224 185V184H223ZM263 185V184H262ZM75 186H76V184H75ZM82 186V185H81ZM100 186V185H99ZM113 186V185H112ZM119 186H121V190H122V187H124V186H122V185H119ZM118 186V187H119ZM177 186V185H176ZM204 186V185H203ZM202 186V187H203ZM235 186V187H236ZM260 186V185H259ZM70 187V186H69ZM67 188V190L68 189H70V188ZM74 186H72V188H73ZM101 187V189H102V185L100 186ZM114 187V186H113ZM112 187V188H113ZM131 188H130V190H132V186H130ZM182 187V186H181ZM189 187V186H188ZM201 187V188H202ZM224 187H225V185H224ZM236 187V188H237ZM66 188V187H65ZM75 188V187H74ZM79 188V187H78ZM84 188H86V187H84ZM93 188H94V185H93ZM105 188V187H104ZM109 188H111V187H109ZM108 188V189H109ZM111 188V189H112ZM125 188H128V187H125ZM125 188H123V189H125ZM193 188V187H192ZM200 188V187H199ZM200 188V189H201ZM204 188V187H203ZM203 188L201 189V191L203 190ZM207 188V187H206ZM227 188V187H226ZM236 188H235V190H236ZM77 189V188H76ZM76 189L75 190H71L72 192L73 191H75V192H73V195H72V197H71V195L69 196L68 195V199H70L68 202H71L70 203V205L72 204V205H74V208H72V210H69V208H65L64 207V200L65 199H67V198H65V196L64 197H62V195H61V198L60 199H58V201H56L57 203L55 204V206H53V210L52 209H50L51 208V206H48V207H46V208H42V209H40V211L37 209H34V208H31L30 207V210H29V207L27 206V208H28V210H27V212H26V209H25V214L27 213V215H25L24 213H21V215L19 214L20 213V211L18 212V210H21V208L19 207L18 208V206L19 205H16V204H18V203H16V201L14 200L13 201V203H12V201L9 203V204H7L6 203V206H5V209H7L8 210V212H6L5 211V209L4 210H0V253L1 252H3V254L4 253H6V256H8V258L10 259L11 257H13L14 258V260L16 259L17 261L19 260V259H21V258H23L24 256H23V254L21 255H17V253H22L23 252V250H25V248L26 247H28V246H26V244L27 245H29V246H32V245H34V247H28V248H26V251H27V253L30 255H27V253H25V251L23 252L26 256H27V258H29V262L30 261H33L35 258V260H36V262H37V260L39 261L38 262V264H52V263H50L51 261H52V259L50 260V261H48L49 260V257H50V254H49V249H48V251H46L45 250V248L43 249V250H45L46 252H43V250H41L38 246V244H36V241H38L37 239L39 238L40 239V237H39V233L37 234L38 235V237H37V235L35 236V237H33L34 239L32 240V238L31 239H29L28 237L29 236H31V233L32 232H34V230L35 231H37V232H39L40 231V233H41V231L42 230H40V229H44L45 227H46V229L45 230H47V229H49V228H47V226H49L48 224L49 223H51L50 221H53V219L54 218H56L55 216H62V218L61 219H63V216H66V215H68V216H71L72 217V214L74 213V215H79V216H81V217H78L79 219L81 218L82 219V222H79V226L77 227L79 230H80V232L82 231L83 232V230H85V233H86V231L89 233V232H91V234H92V232L93 231H96V233H97V231H99V226L100 225H97L98 227H97V229H96V225H94L95 226V228H93V223H95V222H93L94 220H96V219H94L93 217H94V215L93 216H90V214H87L88 213V211H86L87 213L85 214V212H84V209L82 208L83 207V204L86 202V200H84V199H82V195L81 194H83L81 191L79 192L78 191V189H77V191H76ZM80 189V188H79ZM97 189H99V188H97ZM100 189V190H101ZM114 189H116L117 190V187L116 188H114ZM119 189V192L121 191L120 190V188H118ZM155 189H157V188H155ZM199 189V190H200ZM129 190V191H130ZM168 190V189H167ZM189 190V189H188ZM192 191H193V189H191ZM196 190H197V188H196ZM199 190H197V191H199ZM205 190V189H204ZM226 190H228V188L226 189ZM233 191L234 192V194H236V199H237V197H239L238 198V200L240 199V200H244V201H249V203H246V202H242L243 203V205H244V203H246L245 205H246V209L244 208V206L241 204V203H239L240 201H236L235 202V204L234 205H236V207L234 206V209L235 208H240V210H237L238 212H232L233 210V208H231V213L233 214V216L237 213V214H241L240 212H244V213H247L248 211H249V218H248V220H250V216L252 215L251 213L253 212V209H254V207L256 206V204L255 203H257L258 201L257 200H255V201H253L254 199H256L255 197H261V196H263L264 194H263V192L262 191H264V190H260L259 189V187L257 186V185H252V186H248L247 185V187H241V189L240 188H237V190L236 191ZM63 191H65V190H63ZM83 191V190H82ZM112 191H113V189H112ZM123 191V190H122ZM121 191V192H122ZM126 191V190H125ZM174 191V190H173ZM186 191H187V189H186ZM195 191V190H194ZM71 192V193H72ZM84 192H85V190H84ZM183 192V191H182ZM185 192V191H184ZM203 192V191H202ZM228 192V191H227ZM236 192V193H235ZM62 193V192H61ZM81 193V194H80ZM103 193V192H102ZM115 192H113V194H114ZM130 193H131V191H130ZM187 193V192H186ZM196 193V192H195ZM195 193H192L193 195L195 194ZM208 193V194H209ZM219 193V194H218ZM262 193V194H261ZM65 194H66V191H65ZM70 194V193H69ZM128 194V192L126 193V195ZM191 194V196H193ZM199 194V193H198ZM206 194H207V192H206ZM211 194V195H212ZM225 194V193H224ZM234 194H233V196H234ZM64 195V194H63ZM79 195H81V196H79ZM84 195V194H83ZM109 195V194H108ZM115 195V197L116 196H118L119 197V195H117V193H115L114 194ZM122 195H123V197H124V195H125V192H124V194H123V192H122ZM133 195V194H132ZM135 195V194H134ZM186 195H188V194H186ZM257 195V196H256ZM54 196V195H53ZM59 196V195H58ZM67 196V195H66ZM107 196V195H106ZM110 196V195H109ZM109 196H107V200H108V198H110ZM191 196H190V198H191ZM196 196V195H195ZM217 196V197H218ZM228 196V195H227ZM230 196V195H229ZM232 196V195H231ZM83 197H85V196H83ZM114 197V196H113ZM127 197V196H126ZM128 197H130V196H128ZM198 197V196H197ZM214 197V196H213ZM264 197V196H263ZM262 197V198H263ZM52 198V197H51ZM55 197H53V199H54ZM65 198V199H64ZM106 198V197H105ZM122 198V197H121ZM226 198H228V197H226ZM261 198V199H262ZM44 199V198H43ZM81 199L82 200H84L83 202L81 201ZM100 199H102V198H100ZM111 199V198H110ZM109 199V200H110ZM124 199V198H123ZM194 199V198H193ZM208 199V198H207ZM235 199V200H236ZM55 200V199H54ZM63 200V201H62ZM106 200V199H105ZM131 200V199H130ZM185 200V199H184ZM189 200V199H188ZM223 200V199H222ZM229 200H232V199H230V197H229ZM234 201V200H233ZM257 201V202H256ZM262 201H264V200H262ZM5 202V201H4ZM7 202V201H6ZM18 202V201H17ZM44 202H45V200H44ZM102 202V201H101ZM100 202V203H101ZM111 202H113L112 200H111ZM131 202V201H130ZM16 203V204H15ZM53 203V202H52ZM65 203H67L66 201H65ZM81 203H83L82 204V207H81ZM98 203V202H97ZM259 203H260V201H259ZM2 204H4V203H2ZM46 204H47V201H46ZM45 204V205H46ZM104 204V203H103ZM184 204V203H183ZM182 204V205H183ZM224 204H225V202H224ZM233 204V203H232ZM239 204V205H238ZM261 204V203H260ZM216 205V204H215ZM217 205H219V204H217ZM262 205V204H261ZM260 205V206H261ZM16 206H17V208H16ZM31 206V205H30ZM33 206H35V205H33ZM39 206V205H38ZM41 206V205H40ZM179 206V205H178ZM212 206V205H211ZM210 206V207H211ZM214 206V205H213ZM233 206V205H232ZM239 206V207H238ZM43 207V206H42ZM70 207V206H69ZM182 207V206H181ZM180 206H179V208H181ZM185 207H186V204H185ZM188 207V206H187ZM217 207V206H216ZM219 207V206H218ZM217 207V208H218ZM221 207V206H220ZM219 207V208H220ZM224 207V206H223ZM262 207V206H261ZM260 207V208H261ZM264 207V206H263ZM2 208V207H1ZM0 208V209H1ZM23 208V207H22ZM26 208V207H25ZM64 208H65V210H67L66 211V213H65V210H64ZM109 208V207H108ZM227 208V207H226ZM257 208V207H256ZM187 209V208H186ZM17 210V212L18 213H16L15 211ZM24 210V209H23ZM49 210H52V211H49ZM86 210V209H85ZM179 210V209H178ZM226 210V209H225ZM229 210V209H228ZM9 211H10V214L12 213V211L14 212V216H13V214H9L8 215V213H9ZM39 211V212H38ZM196 211V210H195ZM240 211V212H239ZM257 211V210H256ZM263 211H264V208H263ZM23 212V211H22ZM49 212L51 213V215H52V217H51V215L49 214ZM177 212V211H176ZM180 212V211H179ZM179 212H178V214H179ZM181 212H183L182 210H181ZM59 213V214H58ZM223 213V212H222ZM231 213H230V211H228L227 212V210L223 213L224 215L223 216H220V217H224L225 215L226 216H228L229 215V217H227V218H221V221H223L222 219H224L225 221H227V226L229 225L228 223H230V224H232L233 223V219H235V218H240L239 216H237V214H236V216L237 217H233L232 215H231ZM177 214V215H178ZM182 214H186V213H182ZM217 214V216H219L218 215V213H216ZM251 214V215H250ZM25 215V216H24ZM96 215V214H95ZM187 215V214H186ZM244 215V214H243ZM248 215V214H247ZM253 215H254V213H253ZM21 216H23L22 218H21ZM57 216V217H58ZM67 216V217H68ZM179 216V215H178ZM181 216V215H180ZM190 216V215H189ZM192 216V215H191ZM190 216V217H191ZM232 216V217H231ZM53 218L52 220H51V218ZM75 217V216H74ZM77 217H75V218H77ZM97 217H99V216H97ZM177 217V216H176ZM241 217H243L242 215H241ZM244 217H246V215L244 216ZM253 216H251V218H252ZM255 217V216H254ZM19 218H21V219H19ZM70 218V217H69ZM186 218V217H185ZM184 218V219H185ZM191 218H193V220H194V217L192 216ZM231 218H233V219H231ZM256 218V217H255ZM258 218V217H257ZM61 219H59V220H61ZM67 219V218H66ZM102 219V218H101ZM243 219V218H242ZM246 219H247V217H246ZM55 220V219H54ZM72 220H74V219H72ZM77 220V219H76ZM182 220V219H181ZM186 220H189V219H186ZM186 220H183V221H186ZM235 220H241V218L240 219H235ZM255 220V219H254ZM78 221V220H77ZM79 221H81V220H79ZM98 221V220H97ZM242 221H244V220H242ZM245 221H247V220H245ZM58 222V221H57ZM60 222V221H59ZM65 222V221H64ZM67 222V221H66ZM68 222H70L71 223V220H68ZM67 222V224H69ZM99 222H105V221H103V219H102V221H99ZM137 222V221H136ZM140 222V221H139ZM142 223H143V220L141 221ZM238 222H240V221H238ZM252 222V221H251ZM259 222V221H258ZM52 223H54V221L52 222ZM74 223V222H73ZM76 223V222H75ZM101 223H97V224H101ZM102 223V224H103ZM141 223V224H142ZM225 223V222H224ZM236 223H237V221H236ZM242 223V222H241ZM248 223H250V222H248ZM264 223V222H263ZM263 223L261 222L260 224L261 225H263ZM59 224V223H58ZM62 224V223H61ZM134 224V223H133ZM243 224H245V223H242V225ZM255 224H256V222H255ZM260 224H258V226H254V224L252 225L251 224V228H254V227H260V230H259V232L260 231H262V232H264V226H259ZM62 225H64V224H62ZM75 225V224H74ZM73 225V226H74ZM78 225V224H77ZM109 225V224H108ZM118 225V224H117ZM122 225V224H121ZM234 226L236 225L235 224V222H234V224H233ZM240 226V228L241 227H243V226H245V225H243V226ZM248 225V224H247ZM66 226V225H65ZM70 226H71V224H70ZM130 226V225H129ZM139 226V225H138ZM237 226V225H236ZM49 227H51V226H49ZM69 227V226H68ZM74 227H76V226H74ZM82 227V228H81ZM103 227H105V226H103ZM229 227H230V225H229ZM233 227V226H232ZM248 227V226H247ZM246 227V228H247ZM65 228V227H64ZM70 228L71 227H69V231H71L70 230ZM83 229V230H81V229ZM109 228V227H108ZM130 228V227H129ZM224 228V227H223ZM251 228H248V230L249 229H251ZM255 228V229H256ZM53 229V228H52ZM88 229H91V230H93V231H88ZM95 229V230H94ZM109 229H111V228H109ZM225 229V228H224ZM231 229H234L235 230V233H236V231L238 230L237 228H235V227H233V228H231ZM237 229V230H236ZM50 230V229H49ZM74 230V229H73ZM78 230V231H79ZM111 230H113V229H111ZM234 230H232V231H234ZM246 230V229H245ZM48 231V230H47ZM52 231V230H51ZM58 231V230H57ZM251 231H255V233H256V231L257 230H251ZM52 232H56V231H52ZM82 232H81V234H82ZM102 232V231H101ZM113 232H114V230H113ZM238 232V231H237ZM244 232H246V231H244ZM259 232H257V233H259ZM42 233H44V232H42ZM48 233V232H47ZM51 233V232H50ZM49 233V234H50ZM65 233V232H64ZM70 233H73V231H71ZM75 233V232H74ZM117 233V232H116ZM115 233V234H116ZM247 233H248V231H247ZM250 233V232H249ZM257 233L256 234H254V232L253 233H251V234H254V235H257ZM52 234V233H51ZM56 234V233H55ZM58 234V233H57ZM79 234V233H78ZM94 234H95V232H94ZM121 234V233H120ZM219 234H220V232H219ZM228 234H229V232H228ZM243 234V232L241 233V235ZM246 234V233H245ZM264 234V233H263ZM17 235V236H16ZM29 235V236H28ZM35 235V234H34ZM40 235H42V234H40ZM84 235V234H83ZM90 235V234H89ZM102 235V234H101ZM221 235V234H220ZM235 235V234H234ZM249 234H247V235H245V236H248ZM260 235V234H259ZM15 236V237H14ZM20 236H21V238H20ZM33 236V235H32ZM49 236V235H48ZM80 236V235H79ZM85 236V235H84ZM91 236V235H90ZM98 236H100V235H98ZM121 236V235H120ZM133 236V235H132ZM237 236V235H236ZM12 237H14V238H12ZM17 237V238H16ZM37 237V238H36ZM50 238L52 237V236H49ZM115 237V236H114ZM220 237V236H219ZM241 238V239H243L242 241H244L245 239H246V241H248V240H251V239H248V237L247 238H245L244 237V234L242 235V236H238V238ZM250 237V236H249ZM262 237H263V235H262ZM18 238H20L19 240H18ZM45 238H47V237H45ZM87 238V237H86ZM85 238V239H86ZM93 238V237H92ZM121 238V237H120ZM124 238V237H123ZM254 238V237H253ZM252 238V239H253ZM256 238H258V236H256ZM15 239H17L18 240V242L20 241H22L23 243H20V245H21V247L19 246V243H18V246H16L15 244L17 243V241L15 242V241H13V240H15ZM36 239V240H35ZM41 239H44V238H41ZM63 239V238H62ZM79 239V238H78ZM84 239V240H85ZM99 239V238H98ZM100 239H102V238H100ZM122 239V238H121ZM125 239H126V237H125ZM223 239H224V237H223ZM226 239V238H225ZM234 239V238H233ZM255 239V238H254ZM25 240V241H24ZM27 240V241H26ZM31 240V241H30ZM46 240V239H45ZM61 240V239H60ZM64 240V239H63ZM119 240V239H118ZM128 240V239H127ZM228 240V239H227ZM230 240V239H229ZM231 240H232V238H231ZM238 240V239H237ZM236 240V242L235 241H232V242H235V244L237 245V244H239L240 242L239 241H241V240H238L237 241ZM51 241V240H50ZM53 241V240H52ZM54 241H56V240H54ZM66 241V240H65ZM100 241V240H99ZM208 241V240H207ZM14 242H15V244H14ZM26 242V244H24ZM45 242V241H44ZM57 242V241H56ZM72 242V241H71ZM124 242H127V241H124ZM128 242H129V240H128ZM126 243L127 245L126 246H129V243ZM229 242V241H228ZM231 242V241H230ZM38 243H39V241H38ZM60 243V242H59ZM64 243H66V242H64ZM121 243V242H120ZM133 243V242H132ZM260 243V242H259ZM44 244V243H43ZM57 244V243H56ZM61 244V243H60ZM63 244V243H62ZM102 244V243H101ZM134 244V243H133ZM234 244V243H233ZM242 244H243V242H242ZM130 245H131V243H130ZM231 245V244H230ZM262 245H264V244H262ZM61 246V245H60ZM124 246V245H123ZM134 246V245H133ZM133 246H131V247H133ZM136 246V245H135ZM232 246V245H231ZM234 246V245H233ZM242 246V245H241ZM240 246V247H241ZM18 247V248H17ZM51 247H52V245H51ZM58 247V246H57ZM234 247H236V246H234ZM13 248V249H12ZM16 248H17V250H16ZM20 248V249H19ZM53 248H54V246H53ZM137 248V247H136ZM232 248V247H231ZM253 248V247H252ZM260 248V247H259ZM258 248V249H259ZM14 249H15V252H14ZM28 249V250H27ZM60 249V248H59ZM133 249H135V247L133 248ZM132 249V250H133ZM138 249H139V247H138ZM255 249V248H254ZM257 249V250H258ZM264 249V248H263ZM5 250L7 251V252H5ZM19 250V252H17ZM51 250V249H50ZM124 250V249H123ZM122 250V251H123ZM143 250V249H142ZM230 250V249H229ZM233 250V249H232ZM13 251V253H15V254H13V253H11ZM136 251V250H135ZM227 251V250H226ZM237 251V250H236ZM9 252V253H8ZM17 252V253H16ZM74 252V251H73ZM109 252V251H108ZM137 252H138V250H137ZM141 252V251H140ZM143 252V251H142ZM254 252V251H253ZM42 253V255H40ZM45 253H47V254H45ZM68 253V252H67ZM143 253H145V252H143ZM248 253V252H247ZM8 254V255H7ZM10 254H13L11 257H9L10 256ZM43 254H45L44 256H43ZM59 254H60V252H59ZM70 254V253H69ZM112 254V253H111ZM224 254V253H223ZM255 254V253H254ZM264 254V253H263ZM115 255V254H114ZM138 255H139V253H138ZM141 255V254H140ZM143 255V254H142ZM230 255V254H229ZM238 255V254H237ZM242 255V254H241ZM262 255V254H261ZM54 256V255H53ZM66 256V255H65ZM126 256V255H125ZM147 256H148V254L145 256L146 258H147ZM232 256V255H231ZM230 256V257H231ZM235 256V255H234ZM233 256V257H234ZM4 258H5V256H3ZM127 257H128V255H127ZM135 257V256H134ZM136 257H138V256H136ZM135 257V258H136ZM148 257H150V256H148ZM226 257H228V256H226ZM238 257V256H237ZM250 257V256H249ZM13 258H11L12 260H13ZM26 258V259H27ZM30 258H31V260H30ZM32 258H33V260H32ZM79 258V257H78ZM142 258H144V257H142ZM145 258V259H146ZM225 258V257H224ZM236 258V257H235ZM2 259V258H1ZM8 259V260H9ZM24 260L22 261L23 263H24V261H26L25 260V258H23ZM126 259V258H125ZM134 259V258H133ZM133 259H132V261H133ZM150 259V258H149ZM152 259V258H151ZM222 259V258H221ZM228 259H230V258H228ZM228 259H227V261H228ZM232 259H234V258H232ZM250 259V258H249ZM12 260L10 261L11 263H13L12 262ZM34 260V261H35ZM127 260H130V259H127ZM144 260V259H143ZM8 261V264L10 263ZM16 261V262H17ZM27 261V262H28ZM31 262V264H36V262ZM123 261V260H122ZM126 261V260H125ZM147 261V260H146ZM146 261H145V263H146ZM154 261V260H153ZM76 262V261H75ZM137 262V261H136ZM154 262H157V263H159L157 260L156 261H154ZM154 262H152V264L154 263ZM170 262V261H169ZM237 262V261H236ZM243 262V261H242ZM250 262V261H249ZM254 262V261H253ZM15 263V262H14ZM13 263V264H14ZM20 263V262H19ZM18 263V264H19ZM150 263H151V261H150ZM157 263H155V264H157ZM222 263V262H221ZM231 263H234V262H231ZM5 264H7V263H5ZM17 264V263H16ZM27 264V263H26ZM30 264V263H29ZM59 264V263H58ZM124 264V263H123ZM147 264V263H146ZM219 264V263H218Z\"/></svg>", "mask_w": 264, "mask_h": 264}]
</instances>
